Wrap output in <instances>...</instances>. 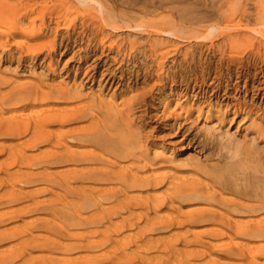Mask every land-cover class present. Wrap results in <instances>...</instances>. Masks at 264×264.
<instances>
[{
	"label": "rangeland",
	"instance_id": "1",
	"mask_svg": "<svg viewBox=\"0 0 264 264\" xmlns=\"http://www.w3.org/2000/svg\"><path fill=\"white\" fill-rule=\"evenodd\" d=\"M86 1H87V3H86ZM86 1L85 0H0V45H2V46H0V75L4 74L5 77H7L6 79H3V81H6V82H3V81H1V78H3V76L2 75H1L2 77L0 76V88L4 87L5 89H8V87L10 85L24 84V82L30 83V82H33L32 80L35 79V81L37 80L36 82H38V81L42 82L44 80L45 85L47 86V84H48L49 87L50 86L53 87V85L56 86V84H59L61 82L62 83V84L60 83L61 85H63V86L67 85L66 87H67L69 92H70L69 89L73 90L70 92L71 94H72V92H75V91H79L78 93H80L82 90V92L80 94H77V93H74V94H76L77 96L78 95L81 96V94H82L83 97H77V98L71 99V100L70 99H68V100L51 99L49 102L50 105H54V106H58V107L60 106L59 108H61L62 105L63 106L68 105L66 107H72V106L75 107L76 106L75 104H77V103H78L77 106L79 108L82 106V105H80V103H82V102H80L79 99L81 98V101H83L84 98H86L87 96L90 97V95H92L90 98L91 99L94 98L97 103L101 102L103 100L102 98L105 99L106 103L108 100L111 99L112 101L111 100L110 101H111L112 105H115V104L118 105L117 102H119L118 107H120V102H121L122 103L121 107H120L121 109L122 108L126 109V107L128 108V109H126V111L124 109L125 112L122 113V115L124 117H125V115L127 116V118L126 117L125 118L128 119L126 121L129 122L128 126H129V128H131L129 130V128L127 126V130L133 131L134 128H136L138 130V132L135 131L136 132L135 135L133 133L134 131L132 132V134H133L132 136H133V138H135L133 142H135V140L137 143H138V141H141V144L139 143L140 145L135 144V146L138 147V148L135 147V149H136L135 151L141 152V150L143 149V151L146 150L145 152H147V154H145V152L142 153L143 152L142 151L141 156H143L145 154L142 157V158H144V160H142V162L145 163V166L148 169L151 170V168H152V170H154L155 172H156V170H158L160 172V174H162L161 172H163V171L164 172L167 171L165 173V175L162 174V175H164L163 177H166V174L170 175L171 174L170 171L171 172L173 171L172 172L173 176L178 174V172H179V175H178L179 177H177V175H176V177L182 178V179H184V176L181 177L180 173H182L181 175H184L185 173L186 174L189 173V174L194 176V174H196V173L193 171H196L197 174L199 173L198 176L202 175V177L200 176L201 178H199L196 174L195 176L197 178H195V179H198V180L201 179V180H204V182L207 181L206 183L209 184V186H210L209 188L212 187L211 190L213 189L212 191H214V193H216L217 196L222 197V193L226 195V196L223 195V199H224L223 203H225V202L228 203L229 198L231 196L234 197L236 195V196H239L240 198H236V196H235L236 199H234V198L231 199L232 198L231 197L230 202L232 201V203H229V204L226 203L228 206L229 205L232 206L231 204H233V207H228L226 204L223 206V204L221 205V203L216 202L219 199L213 200L214 202L212 200H210V201H208L209 203L207 201L203 202V199L202 200L194 199L195 201L194 200H192V201L186 200L187 202L186 201L180 202L179 200H176V202H175L176 206L172 205L171 207H170V205L168 206L167 200H165V202L160 207L161 209L157 210L156 212L151 208L149 209V208L145 207L144 209L145 210L147 209V212H148V213H146L145 210L143 209L144 205L142 206V204H139L138 202H137L138 203L137 204L136 201L135 202L133 201L134 195L132 193L136 192L137 190L143 194L145 192L146 193L147 192L152 193L153 191H154L153 193H155V191L158 192V190H159V192L161 194L165 193L164 197H167L166 192L168 195V192H170L171 190L169 188H167L168 191L165 190L166 189L165 186L167 185L166 182H165L166 184L162 183V184H160V186L158 185V186L154 187L156 190L153 187H145V188L142 187V188L137 189V190L131 189L132 191L131 190L130 191L132 193L130 191H128V192H126V194L129 196V198L132 197L133 200L130 199V201H132L134 203L129 202V204L127 203L129 201L127 199H129V198L127 197L125 200L126 195H124L123 192H121V188H125V187H109V189H111V190L114 188V190L112 191V194L114 192V195H115V196H112V194L110 193V195L112 196V197H110L111 199L109 198L110 200L108 198H107L108 200H104L103 197L106 198L104 193L105 194H107V193H106V191L105 192L102 191V190H104L103 187H101L102 190H100V187H97V188L96 187H90L91 189L95 188L94 190H91L90 188L87 189V187H82V188L77 187L78 189L75 187H71L69 189V187H68L67 190L70 191L72 189V191L68 193L65 190V188H67V187L61 188L60 185L54 184V180H55V183H57L56 181L60 178V175H58V173L62 169H64V167H67L70 165L72 166L73 164L65 163V165H66L65 166L64 164H59V163L57 164L56 163L54 165H50L52 170L50 168L49 169L50 171L45 172L46 174L44 173L43 175H41L39 173V172H41L39 169H40V167H42L41 165H43V164L39 163L40 165L38 164V166L36 164L39 161V158L37 159L38 161H36L35 156L36 157L37 156L38 157L43 156V152L45 155L48 156L49 153L51 154V152H54V150H56L55 148H57L59 146L58 144L53 145V143L56 142L55 137L52 138V141H51L52 144H51V142L49 143L48 141H46V142L45 141L44 142L39 141V143H37L39 146L38 147L39 149L42 150L43 149L42 146L45 148L46 147L49 148L48 151L44 150L45 148L43 149V151H41V150L37 149V146H36L37 144H35V148H34L33 147L34 143L30 142L31 139L29 137L32 134H29L25 131H22V132L16 131L18 135H20L19 133H23L22 135L17 136L16 134H14L13 131H10V133H9V129L6 131L5 130L2 131L3 130L2 129V130H0V132H1L0 133V142L2 141V143H6L7 145H9V143L12 144V142H14L16 140H17L16 142H21L19 139L22 140V138L27 137L28 136L27 134H29V137L26 138L27 140H25V141L22 140L23 142H22L21 147L19 146L20 143H18V146H19V147L17 146L18 148L16 146H13V147H16L17 150H15V148L12 147V145H14V144H12V145L10 144V145H11V148H13L15 150V151L14 150L13 151L16 154L15 156H17V158L14 156L13 157L15 158L17 163L20 162V160H18V159L21 158V156L18 155L19 153H17V151L19 152L21 150V148H23L22 152L20 151V154L23 153L22 156L25 155L22 157V160L25 161L27 164L28 160H25V158H27V157L29 158L28 162H30V159H34L35 161L32 160V162H34L33 165H35V164L36 165L33 166L32 162L28 163V164H30L29 166H28V164L27 165H18L16 162H11L10 163L11 165H10L7 160H10L11 158L13 159V157H11V155H14L13 153L10 152V149H11L10 145H9V147L7 145H4V147H3L2 146L3 144L0 143V146H2V149H3V151L0 150V159H1V157H4L0 160V162L2 163V164L0 163L1 164L0 166L1 167L3 166L2 168H0V176H1L0 177V184H1L0 185V188H1L0 194L2 196H4V197L0 196V200H1L0 203L2 206L8 205L7 207H5V206L0 207L1 208L0 209V211H1L0 212V221L3 219L1 217L6 216V214H7V213H3L4 211H2V210H4V209H2V208H5V209L7 208V209H9V211H12L18 207L17 208V211H18L20 209L22 210L23 207L24 208L28 207L27 209H29L31 207V205L33 207L38 206L39 208L40 207L43 208V206L46 203L49 206V210L47 209L48 210L47 211L45 209V208H48V206L44 208L45 211H44V209H39V210H43V211H37L38 208L35 207L36 210H35V212H33L32 210H34L35 208L31 207L33 209L29 210L31 212L27 211L28 212V214H27V212L23 208V210L26 214H24L23 211H21V212L18 211L20 213V215L18 214L17 211H13L11 213L8 211L10 214L13 213L14 217L16 214V218H14L11 215L13 217V221H12L11 216H8V217L6 216L8 219H6L4 217V219H3L4 223H2L3 221L0 222L1 223L0 224V230L2 232L4 230L2 228L7 227V228H5L4 232L7 229L8 230H14V233L16 232L15 233L16 235L12 234L13 232L10 231V232H12L11 234L13 235L14 238L13 237L11 239L7 238L8 239L7 240V239H5L7 237L5 235H7L6 232L8 230L5 232L6 234L4 232L1 233V235H3V233H4L5 238H4V236L1 237V235H0V247H1L0 256L2 257V255H4L1 251L4 252L6 249L8 254L18 252V253H16V256L18 255V257L16 259L14 258L15 259L14 261L16 262V264H20L22 262H25L26 260H28V261L30 260L29 261L30 263H31V260L33 261L32 263L37 261L34 264H45V262H43L45 259H46L45 261L49 262L50 264L53 261H55L54 264H56V262H57V264H60V263L65 264L67 261H69V260H66L65 257L66 256L69 257L72 255H73L72 262H74V259H77V257H78V263L76 261V264H79V262L81 264V261L83 264H86L87 262H90V263L92 262L91 264H101V263L107 264L106 261H108V264H111L112 262H114L112 264H115L116 261H117L116 263L120 264L121 262L117 259L119 257L113 256L114 250H112V249L114 248V246H118L117 245L118 243H116V242H121L124 244V246L121 244L122 247H120V244H119V247H116L119 251L114 248L115 252H116L115 254L117 255V253H118L120 255V252H121L122 255H124L123 259L127 261L126 264H129V263L130 264H134V263L138 264L139 262H140L139 264H141V260H142V263L144 262L143 264H146L145 260L149 261L150 259L154 258V261H156L157 258H159L161 255H162L161 260L165 259L167 261V259L169 260V258L166 259V257H168L170 254L165 256L166 254H168V252L164 251L162 248H164V249L168 248L171 252L170 256L174 255V259L170 258L173 260L172 264H176V263L179 264L180 259H182L181 262H183V263L180 262V264H184L185 262H186L185 264H187L188 261H186V259L185 260H183V259L185 257H187V254L189 252H190L189 253L190 255L188 256V258L192 259V260H189V259H187V260L195 261V264H200L199 263L200 260H201V262H202V260L206 261V263H204V261H203L202 264H209L211 260L213 261V263H211V264H217V263L223 264V262L225 260H226L225 262L232 260V261H230V264L231 263L232 264L240 263L239 260H241L240 259L241 257H239V258L237 257V255H236L237 250L234 254V251H235L234 249H238L237 246L240 244V242L243 241V242H246L248 244L250 243V245H252V246H254L253 243L256 244V246H257V243H259L260 245L261 244L264 245V240H263L264 238H262L264 236L260 237L261 239L258 236L257 237L253 236V238L250 237L248 239V237H243V235L238 234L239 232L236 229L238 226L237 223H239V225H242L243 222H245V224L246 223L248 224L251 222L250 219H252V221L259 220L264 215V206H261L262 207L261 208L258 204V203H261L260 197L263 198V195H264L262 193V191H264V186H262L263 182H264V174H263L264 173V169H263L264 168V164H263L264 161L261 162V160H264V153H263L264 150H261V149H264V139H263L264 138L263 137L264 136V131H263L264 130V115H263L264 114V32H263V30H264V17L261 18V16H264V0H260L261 2L258 0H98V2L96 0H86ZM82 2L85 3V5H83ZM130 2H132L133 4ZM260 4L262 6H260ZM64 6H67V7H64ZM261 9H262V12L260 11ZM120 10L122 11V13H120L121 12ZM123 13L125 14V16L127 18L124 16L125 17V19H124ZM70 20H72V22H70ZM67 21L70 23H67ZM128 26H130V27H128ZM133 26H134V28H133ZM136 28H140V29H136ZM169 31L171 33H169ZM166 32L169 34H167ZM29 34L32 36H30ZM28 35L30 37H28ZM229 35H230L231 41L229 39ZM232 40L234 41V44H232L233 43ZM157 41L162 45H160L158 43H157L158 45H155ZM229 42H232V43H229ZM166 51L168 53H166ZM231 53L233 55H230ZM237 53L240 54L239 55L240 57L238 56ZM226 55H228L229 59H227L228 57ZM230 56H231V58H230ZM155 58H159L160 60L155 59ZM237 59H238V62H237ZM234 62H236V63H234ZM159 63H162V64L158 65ZM40 78H42V79H40ZM14 80H16V81H14ZM40 80H42V81H40ZM58 81H59V83H58ZM55 82H56V84H55ZM51 83H52V85H50ZM74 86H76V87H74ZM80 87H81V89H80ZM4 88H2V89H4ZM98 88H100L101 90H99ZM97 90H99V92ZM94 92H96V93H94ZM84 93L86 94V96L83 95ZM111 94L114 97H111ZM102 96H104V97H102ZM89 97H87V98H89ZM107 97H108V99H107ZM87 98L84 100L87 104L85 102H83L85 104L82 103L84 108H85V106H88V104L94 105L93 102H91V104L89 103L90 101H93V100L89 99V101H88ZM126 98L127 99L129 98L130 100L128 99V101L126 102V100H125ZM75 100H79V101L77 102ZM95 100H94V102H95ZM72 101H74V103ZM105 101L103 100V104ZM122 101H125L126 103H123ZM54 102H56V104ZM96 102H95V104H97ZM109 104H110V102H109ZM199 105L201 107H199ZM1 106H2V108H0V110L1 111L3 110V112H0V118H2V121L0 120V124H2L1 122H3V124L7 125L6 123H4L5 122L4 119L6 117L4 118L3 115L5 114V116H7L9 111L11 109L14 110V108L13 107L10 108L8 105H2V104H1ZM38 106L43 107V105L35 104L32 111H35L36 109H40ZM63 106H62V108H63ZM180 106H182V107H180ZM186 106H187V108H185ZM190 106H192V107H190ZM197 106H198V112L196 110ZM7 107H8V109L10 108V110H8ZM19 108L20 107H18L17 109H19ZM123 109H122V111H123ZM127 110L128 111L130 110L128 112L129 117L133 116V118L129 119L128 115L126 114ZM164 110H165V112H164ZM174 111H175V113H174ZM187 111H189L190 114L187 113ZM221 117H222V119H221ZM168 118H170V119H168ZM131 119H133L134 121H132ZM172 119H173V122H172ZM85 120H77V121H75V123L72 122L70 124H66L63 126H60V124H58V123H53V124L49 125L48 128H50V131L53 133L54 136H56L60 132H63L61 130H60V132H58L59 129L57 130V128H63L62 130H67L68 128L70 129V127H71V129L73 127H77V129H78V127L81 128V127L87 126L85 122H87L89 124V122L87 120L86 121ZM129 120H131L134 123L131 122L132 125H130ZM221 120H222V122H221ZM252 120H253L254 124L256 123V125H255L256 127L258 124L259 125L262 124V128L258 127L259 129H257L255 131L254 126H252L253 124H251V123H253ZM256 120L258 121V124H257ZM261 120H263V121H261ZM81 121H84V122L82 123ZM249 121H250V123H249ZM79 123L81 124L80 125L81 127L79 126ZM84 123H85V125H84ZM73 124H75V125H73ZM5 125H3V126H5ZM136 125L138 128L135 127ZM247 125L248 126L250 125L249 128ZM0 126L3 127L2 125H0ZM66 126H69V127H66ZM131 126L132 127L134 126V128H132ZM212 126H213V129L211 128ZM54 127H56V128H54ZM65 127L67 129H65ZM206 128L208 131L206 130ZM217 128H218V130H217ZM246 129L248 130V133H247ZM249 129H250V131H249ZM224 130H226V131H224ZM261 130L263 131L262 133H261ZM2 132L3 133L8 132L10 136L7 135V133H6L7 136H4V135H2ZM24 132L26 135H24ZM223 132H224V134H223ZM11 133L13 136H11ZM136 134H138V135L136 136ZM14 135L17 138L14 137ZM141 136H142V138H141ZM256 136H257V138H256ZM18 137H21V138H18ZM34 137L36 138L37 136H34ZM4 138H6V139H4ZM14 138H16V139H14ZM38 138H39V136L33 141H37ZM235 138H236V140H235ZM28 139H29V141H28ZM253 139H255V140H253ZM246 140H248V141H246ZM250 140H252L253 143H255V144L249 143V144H251L249 146V144L247 142H252ZM27 141L29 142V146L28 145L24 146L23 144H26ZM24 142H26V143H24ZM144 143L146 144L147 147L149 146V148H147ZM30 144H32L33 148L30 147ZM49 144L51 145V148H54V150L51 149L50 146H48ZM52 145L54 147H52ZM138 145L142 146V147L145 146L146 148L140 147L141 148V150H140ZM247 145H248V148L250 147L249 149L247 148ZM23 146L26 148H24ZM7 147H8V149L10 148L9 152H8V154L10 153L9 154L10 156L9 157L6 156V158H5V154L7 153V150H6ZM19 148H20V150H19ZM50 149L53 151H51ZM28 150H30V151H28ZM36 150H38V151H36ZM235 150L239 151V154L237 153L238 155L235 154L236 153ZM26 151H28L29 153H26ZM152 151H154V152H152ZM245 151H247V152H245ZM36 152H42V153H37L36 155H34ZM45 152H47V154ZM97 152H98V150H97ZM161 152H162V155H160ZM245 153H246V155H243ZM249 153L251 154V156ZM154 154H157V155L154 156ZM171 154L173 155L170 157L171 160L167 161V159L169 158V156ZM149 155H151V157H149ZM152 155L155 158H153ZM239 155L241 156V159L239 158ZM145 156L147 158H149V160L146 158L148 161L145 159ZM156 156H159V158L160 159L162 158V159L160 160V159L156 158ZM237 156L239 159H237ZM192 157L197 158L198 159L197 161L200 160L201 161L200 164H199V162L195 163V159H193ZM242 157H244L245 160ZM151 158H153V159L150 160ZM3 159H7L6 162H4L5 160H3ZM178 159L181 162L186 159V163L188 165H190L189 166L190 168L187 167L188 165L185 163V161L182 162V164L185 165V167L182 166L183 168H181L180 167L181 162L178 161ZM236 159H237V161L240 162V164H239V162H238V164L236 163L237 162ZM15 160H13V161H15ZM22 160L20 162L21 164H23ZM187 160H188V162H187ZM190 160L192 162H194L195 165L192 166L193 163H189V162H191ZM252 160H254L253 163L250 162ZM257 160H259L260 162H258ZM125 161H126V164H125ZM125 161L124 162L121 161V164H122L121 166L127 167L126 165H128L130 167L132 166L135 168L134 162H132V164L134 163V165L130 164L132 161L131 159H127ZM174 161H176V163ZM25 162H24V164H25ZM142 162H141V165L142 164L144 165V163H142ZM146 162H148L147 165H146ZM158 162H159V165H158ZM160 162L163 164H160ZM164 162H165V164H164ZM171 162H174V163H171ZM202 162H203V164H201ZM243 162L246 163L247 166L244 165V167H243V165H242V164H244ZM249 162L252 164H250ZM13 163H16V164H13ZM217 163H219V164H217ZM222 163H224L223 166H221ZM174 164H177V165L179 164V166L174 165ZM216 164H217V168H218V166L219 167L221 166L220 167L221 170H222V167L224 170H222V172H221V171H219L220 168H218V171H215ZM234 164L236 166H238L239 168H241L242 172H241V170L239 171L238 167L235 168L236 166ZM254 164L256 166L258 164H260V167H259V165L257 167L254 166L255 168H257L254 170H258L260 168L259 170L263 171V172L260 173V171L259 172L255 171L256 172L255 173L252 170L253 167H252V169L250 167ZM196 165L199 166V169L202 167L200 169V172L197 170L198 168L196 169L194 167ZM202 165H206V166L208 165V167H206V166L203 167ZM225 165H227V166H225ZM240 165H242L243 168ZM43 166H45V165H43ZM71 166H70V168H71ZM157 166L158 167L161 166V167L158 168ZM211 166H212V168L214 167L212 171L210 169ZM5 167H6V169L4 171ZM23 167H25V168H23ZM27 167H29V168H27ZM30 167L33 168V169H31L33 172H31L29 170ZM36 167H38V168H36ZM78 167H80V166H78ZM146 167H145V170L147 169ZM245 167H247V169ZM248 167H250L249 168L250 170L248 169ZM10 168L12 170H10ZM13 168H15V169H13ZM16 168L18 169L17 170L18 172L16 171ZM26 168L30 171L31 174H29L28 170H26V171L21 170V169L25 170ZM55 168H56V170H53ZM57 168L58 169L61 168V170H57ZM204 168H206L207 171ZM217 168H216V170H217ZM189 169H191L192 171ZM244 169L248 170V171H245ZM7 170L8 171L10 170L9 172H11V173L14 171L13 174H11V173L9 174L11 176V178H10V176L8 177L9 172ZM19 170H21V172ZM36 170H38V172H36ZM201 170H203V172L205 170L206 171L205 174L201 173L202 172ZM243 170L246 173H244ZM158 171L156 172L157 174H159ZM168 171H169V173H168ZM192 172H193V174H192ZM1 173H3V175H4V173L7 174V176H5V175L4 176L8 178V181L9 180L12 181V177L13 176L15 177V178L13 177V181H12V184H14L13 186H15L16 184L23 185V186H20L21 187L20 189H18L19 185L13 187L10 184V181L8 182L4 178V176H2ZM17 173L21 174V175H18L21 178L17 177ZM22 173L25 175H23ZM50 173H53V174H51L52 176L50 175ZM208 173H210V176ZM216 173H218L219 176H217L218 174H216ZM226 173H227V175H226ZM239 173H240V175H244L245 176L244 178H246V179L242 180ZM32 174H34L35 176H33ZM36 174H39V176ZM54 174L56 176H54ZM221 174H222V177H220ZM253 174L255 176H253ZM31 175L33 176V178ZM40 175H41L42 179L44 178V181L45 180H48V181L41 182L39 179H37V177H40ZM191 175H189V176L186 175L185 178L191 177ZM228 175L233 180L228 178V180H226V184H225V177L226 178L229 177ZM256 175L258 177H260V176H262V177H260L258 179V177ZM50 176H51V178L55 177L54 180H51ZM193 176H192V178H193ZM213 176H215L217 178L220 177V179L217 180L214 177L216 180L213 181V178H212ZM223 176H224V178H223ZM22 177H30V178H26V180L29 181L30 184L27 181H26L27 183L26 182L24 183V181H22V179L24 180V178H22ZM34 177H36V178H34ZM56 177H58V178L56 179ZM235 177H238L237 178L238 180L240 178L242 181L240 180L241 182L240 181L237 182L236 179H234ZM250 177H252L253 181ZM254 177H256V178L254 179ZM1 178H3V179H1ZM16 178H19L21 181H18V179H16ZM48 178L53 182H51ZM210 178H211V181L213 183H209ZM242 178H243V176H242ZM247 178L248 179L250 178L252 182L256 181L255 182L256 185H258V183L259 184L262 183V184H260L261 186L260 185L258 186L259 188L246 186L247 183H249V181H250V179H249V181H247V183L245 182L246 185H243V184H245L244 181H246ZM35 179H37L38 181H36ZM182 179H179V180H182ZM221 179L222 180L224 179V183L220 182V181H222ZM175 180H178V179L175 178ZM228 181L230 182V186L228 185L229 184ZM261 181H263V182H261ZM19 182H22V183H19ZM219 182L224 188L222 187V189H221V187H220L221 185H218ZM34 183H36V185ZM234 183L237 186H235ZM237 183H239V184H237ZM5 184H6V186L11 185L10 188L7 186L8 190L4 189V188H6ZM45 184H48V186H51V184H52V187H48ZM212 184H215V185H212ZM223 184H225V186ZM253 184L254 183H252V185ZM2 185H4V186L1 187ZM34 185H35V188H34ZM112 185H113V183H112ZM238 185H240V186L238 187ZM242 185L244 187H242ZM250 185H251V183H250ZM45 186H47V187H45ZM44 187L46 188V190ZM56 187H57V189H60V191L59 190L57 191V189H56V191H57L56 192L55 191ZM216 187H218V188L216 189ZM245 187H246V190L244 189ZM26 188L29 191H31L33 188H34V190L36 188H37V190L40 189L38 192L39 194H37V195L35 194L37 192V190L35 191V193H33L34 190H32L31 191L32 194H31L26 190ZM50 188H51V190H50ZM105 188H106L105 190H108V187H105ZM226 188H227V190L228 189L229 190L228 191L225 190ZM234 188H235V190H234ZM253 188H255V189H253ZM14 189H17V192ZM162 189H164L165 192H163L164 190H162ZM220 189L222 191L223 190L224 191L220 192ZM237 189L240 191H243L244 193L254 190V191H256L257 197L255 195L254 196L253 195L246 196V194L241 195V192L238 191L239 192L238 193ZM260 189H262V190H260ZM4 190H5V192H2ZM9 190H12V191L14 190V191L12 192ZM23 190L24 191L26 190L27 193L24 192ZM95 190H96L97 194H99V190L102 191L103 194H101V192H100V194L97 195ZM111 190H110V192H111ZM141 190L142 191L144 190V191L142 192ZM151 190H152V192H151ZM257 190H258V192L260 190V192L262 194L260 192L258 193ZM6 191L10 192V194ZM80 191L81 192L82 191H86V192L91 191L95 194L94 196H97V198H99V196H100L99 200H100V202L104 203L103 205H105V204L109 205V206H107V209H105V210L107 212L109 211V213L110 212L112 213L109 216V218H112V219L109 220L108 217L104 218V220L109 222L108 224L106 221L103 222L104 220L101 221L100 218L98 219L96 217H91V218H93V221L90 220L91 221L90 223L89 222L86 223L88 218H90V216H92L93 213L95 214V212L92 213V211H96L97 207H95L93 204L90 206V209L91 210L93 209L92 211L89 209V207H88V210H86L85 208L83 210V209H80L79 207H77V208H79L78 209L79 211L77 210L79 215H80V213L82 215L84 212H85L84 213L85 215L88 214L89 212L92 214V215L88 214L87 219L84 218L87 215L85 216L83 214L84 215V216L82 215L83 217L80 216V219L82 218L81 220L85 219L84 220L85 222L84 221L82 222L84 227L82 224H77V225L74 224V227H73V225L71 227L70 224H68V220H70V218H67V215L65 216V214L62 213L61 209L63 208V206H66V207L70 206L69 209H71V207L74 206V204H76V203L80 204V202H78V200L79 201L81 200V202H82V195L85 194V193H78ZM20 192L22 195H27V196L33 195L34 197L36 196V198H32V202H33L32 203L30 200L31 198H28V197H27L28 199L27 198L22 199L24 197L19 198L18 197L19 195H20V197L22 196L21 194H19ZM41 192L43 193V195ZM64 192L68 197L64 198V196H66V195H64ZM91 192H88L86 194L87 195L89 194L90 196H92L93 194L91 195ZM230 192L233 194H231ZM50 193L53 194L54 196L50 195ZM76 193H78V194H76ZM108 193H109V191H108ZM48 194L50 195L51 200H49V198L47 196ZM58 194L60 196H58ZM161 194H159V195H161ZM259 194H260V196H259ZM16 195H17L16 199H18V200L21 199V200L16 201L14 199L16 197ZM62 195H64V196H62ZM70 195H71V197H69ZM5 196H7V197L5 198ZM10 196L13 198H11ZM42 196H47L46 201L49 200L53 204L50 203L49 201L43 202V199L45 197L42 199ZM51 196H53V197L51 198ZM57 196L59 197V199L57 198ZM72 196H75L76 198L79 197V199L78 198L74 199V197H72ZM121 196L124 197L123 201L121 199L122 198ZM161 196L163 197V195H161ZM228 196H230V197H228ZM9 197H10V200L12 203L8 202ZM224 197L226 199H228V201L225 200ZM1 198H3V200L6 199V201H4V202H8L9 204L8 203L4 204L3 200ZM53 198H55V199H53ZM114 198H116V199H114ZM33 199H35V200H33ZM40 199L42 200L43 203L40 201ZM57 199H58V201H57ZM238 199H242L244 201H247L246 204H254L255 205V203L257 202L256 203L257 205H255V206H257V209L255 210V212L249 213V214L248 213L246 214V212H243V211L238 212V210H236L234 208V206L237 205L240 201ZM12 200H15V201H12ZM26 200H28L29 202ZM53 200H54V202H53ZM62 200H64V203L61 202ZM69 200H70V202L67 203V201H69ZM72 200H74V201H72ZM112 200L116 201V203L114 201V205H116V209L113 206ZM71 201H72V203H71ZM39 202H41L42 204ZM121 202H123V203L126 202V205H129L128 208H126V206H122V205H125V203L123 204ZM248 202H250V203H248ZM24 203H25V206H23ZM28 203L30 204V206H26V205H28ZM57 203L58 204L61 203L60 205L62 207L61 206L59 207ZM69 203H70V205L68 206L67 204H69ZM130 203L132 206L130 205ZM204 203H207L208 206H211V207L213 206L212 204L215 203L216 206L214 204V206H213L214 208L222 209V211L220 210L221 212L220 211L218 212L219 209L216 210L212 207L213 210L218 215V217H216V218H220L222 216L221 217L222 220H221V218L219 219L222 222L219 220H218V222H216L217 221L216 218L213 217L214 218V220H213V218L211 217L210 218L211 221H210V219L207 221H205V220L201 221V222L199 221L198 223L194 221L196 223L194 225V222L192 219L186 217L182 213H181L182 215L179 214L177 211V209L179 210V208H181L182 210L181 209L180 210L185 212L184 210L186 207H187L186 209L188 211V210H190V208H188V207L192 206L191 209H193L194 205H195V208H197L196 205H198V208L202 207V206L206 207L207 205ZM243 203H245V202H243ZM10 204H11V206H10ZM34 204H35V206H34ZM39 204H41V205H39ZM110 204H112L111 206H113L112 209H114V210L108 209L110 207ZM133 204H135V205L137 204L140 206H135ZM12 206L14 207V209L10 208ZM21 206H22V208H21ZM50 206H52V207L50 208ZM54 206H55V208H54ZM225 206H227L228 209ZM130 207H131V209H130ZM166 207L170 208V209L168 210ZM174 207L175 208L179 207V208L175 209ZM117 208H119L118 211H117ZM120 208L122 209V211ZM224 208L227 209V212H229V214H226L224 212V210H225ZM230 208L232 210L233 209L236 210L237 212L234 213V210L233 211L229 210ZM137 209H138V211H136ZM258 209L261 211H259ZM52 210L55 211L56 213L60 211V213H57L58 214L57 215V214L53 213ZM105 210L103 209L104 213L106 212ZM132 210L136 211V212L133 211L134 215L136 214L135 216H137L139 214L140 218L138 217L139 218L138 221L136 220L137 217L135 219H133L135 216H132L133 215ZM171 210H174L175 213H173V211L171 212ZM165 211L167 212V214L165 213ZM257 211H259L260 213ZM5 212H7V210H5ZM113 212H115V213H113ZM125 212L128 213V215L126 214L124 217L129 218V220L132 218L131 219L132 221L130 220L132 223H133V221H135V223L136 222L137 223H144L145 221H147V222L150 221L149 223L145 222V224H148L149 227H150L149 224H157V225L156 226L152 225L153 227L151 226L150 228H147L146 230H148V229L149 230L146 233L143 232L145 234L141 233L142 235L141 234L138 235L140 230H141L140 229L141 227H139V226H143V224L141 225V224H134L133 223V225H130L133 228L132 230H134L135 226L138 229V231H135L136 229L134 230L138 234H135V232L133 233L134 235H138V237H136L132 234L133 231L130 230L131 227L130 226H129L130 228L128 227V225L130 224L129 220L122 218L123 215L125 214ZM168 212L170 214H168ZM176 212H177V214H179V217H180V215L185 217L186 220L183 218L185 220V221L183 220L184 221L183 223L181 222L182 220H180L181 223L179 222V224H175V223H177L175 220L179 221L177 218L178 216H177ZM21 213H23V214H21ZM41 213H44L46 216L44 214L42 215ZM156 213L157 214L160 213L159 218H163L165 214L170 215V216H172L174 214L177 217L174 215L173 216L176 217L177 219L172 216V219H173V221H172V220H170L171 219L170 216L165 215L166 218L165 217L163 218L165 220L163 222L166 223V220H167V222H169L168 223L169 226L166 227L167 224H165L166 228L164 229V231L166 229L167 230L164 232L162 229L164 224L161 223L163 225L159 226L160 223H159L158 215L156 217H154L156 215ZM163 213H165V214H163ZM230 213L232 215H230ZM36 214H38V215H36ZM52 214H54V215H52ZM96 214L99 215V212L96 211ZM114 214H116V216ZM220 214H222V215H220ZM33 215L34 216H41L40 217L41 219H38L39 217H36V218L34 217L33 220L31 221V217ZM48 215H50L51 217L55 216V219H57L59 222L57 220H52V218H50V216L48 218ZM60 215L65 216V217L61 216V217H63V220L61 219ZM105 215H106V213H105ZM120 215H122L120 222L123 223V225L119 224L120 222L117 223V221L114 220L115 217L120 218ZM145 215H147V216L150 215L154 218L149 216L148 218H150V219L152 218V220H150V219L147 220V218H146L147 216H145ZM161 215H163V217ZM236 215H238V216H236ZM19 216H21V217H19ZM128 216H130V217H128ZM9 217H11V220H9ZM46 217L49 219L50 224L53 221V224H55V225H53V224L50 225L48 222V219ZM57 217H60V219H58ZM98 217H100V216H98ZM144 217L146 218V220H142ZM237 217L239 218V221L235 220V219H238ZM27 218L30 219V222H29V220H25ZM45 218L47 219L46 223H45V221H46ZM119 218L116 220L119 221ZM180 218H182V217H180ZM43 219H45V220L43 221ZM53 219H54V217H53ZM64 219L66 220V222ZM94 219H98L95 221L96 223L98 221L103 223V224L99 223L100 226L98 223L96 224L97 226H99L101 228H102V226H104L103 231L104 230L106 231L107 228L105 226L108 227L111 223L110 221H112V224L114 223L113 226H115V225L117 226L118 224L121 225V227L118 225V228H117V229L120 228L119 232H117V230H114L115 232L114 231L112 232L113 229H116V227L112 228L113 227L112 224H111L112 227L111 226L108 227L107 230H111L108 232L109 233L112 232L110 234L113 235L114 239L111 237L112 235L111 236L108 235L109 233H107L106 236H109L110 237L109 239H111V240H109L106 236H104L105 238H107L106 240H105V238L104 239L101 237L99 238L98 235L100 234V236H102L103 231L101 232L100 231L101 229L99 227H96ZM154 219H156L155 222L157 221V223L152 222ZM223 219H225L226 222L223 221ZM16 220H18V221H16ZM24 220H25V222H24ZM60 220L62 221V223L65 222L64 226L65 227L67 226V228L70 231H72L74 229V231L77 232V231H79V228H80L81 230L79 231V233H82L81 231H83V233H84V234L82 233L80 235H83V236L88 235V234L89 235L86 237H83V236H79V233H78L77 235H75V237H72L74 235H72V236L68 235V233L64 229L62 230L63 231L62 234L60 232V235H58L59 232H56L57 231L56 228L58 227L57 222L59 223L58 225H60ZM122 220L125 223L122 222ZM190 220H192L193 223H191ZM160 221H161V219H160ZM186 221H187V223H186ZM14 222H17V223H14ZM128 222H129V224H128ZM206 222H208V223H206ZM219 222H221L222 224ZM224 222H225V224L223 225ZM12 223L16 224V225L18 224V227H19V225H21L20 226L21 228L20 227L18 228L16 225H14L15 227L10 229L13 226V225L11 226ZM38 223H39V225H38ZM91 223H94V224H91ZM188 223H191V225L193 224L194 226H191V225L189 226ZM226 223L228 225H226ZM40 224L42 226H43V224L44 225L46 224V225H45V227L43 226V229H42V228H39ZM183 224H184V226L186 225V227H184ZM1 225H3L4 227H1ZM34 225L35 226L37 225L36 227H38V228L35 229ZM49 225H50L51 230L50 229L47 230V228H49ZM29 226L34 227V229L33 228L31 229V227H29ZM90 226L93 228H90ZM123 226L124 227L126 226L128 228L125 227V229H123L122 228ZM202 226L203 227L205 226V228H202ZM206 226H208V227L211 226L210 227L211 229L207 228ZM212 226L213 227L215 226L216 228L214 229V228H212ZM217 226H218V229H217ZM25 227L28 230L29 229H31V230L28 231L25 229ZM54 227H55V230L53 229ZM144 227L146 228V226H144ZM144 227H143V229H145ZM182 227L183 228L188 227V230H189V228H192V230L191 229L189 230L190 233H187V234L183 233V234H186L184 237L182 235V231L184 230V229H182ZM221 227H224L226 229V232L224 231L225 229L221 228ZM234 227H235V229H234ZM238 227H240V226H238ZM70 228H73V229H70ZM75 228H77V229H75ZM83 228H85V229H83ZM158 228H159V230H158ZM177 228L182 229V231L177 230ZM195 228H197V229H195ZM201 228H202V230L200 231V234L197 233V235H194L195 232L197 230H200ZM206 228L209 230H212V231L208 230V232L211 233L214 230L215 232H213V233L216 234V232H217V234H220L222 236H217V234H216V236H217L216 237L212 233L211 235L215 236V237H212L211 235L209 236L210 233H208V232L206 233L207 234L206 235L205 234V232L207 231ZM220 228H221V230H223V229L224 230L221 231ZM22 229H24V231ZM91 229H94L92 231L95 233L89 231ZM98 229H100V230H98ZM127 229H129V230H127ZM17 230H19L21 233H22V231L23 232L26 231L27 233H29V235L26 232L21 234ZM39 230H42L41 233H38V232H40ZM154 230H156L158 232H156ZM176 230L179 231V233ZM45 231H47L46 235L44 233ZM85 231H88V232H85ZM98 231H99V234L97 233ZM187 231L184 230L183 232H187ZM203 231H204V233H203ZM10 232H9V235H10ZM33 232H35V233L37 232L40 236L38 234L32 235ZM54 232H56L57 234H55ZM90 232L93 234H90ZM155 232L158 233L159 239L161 241H164V243L163 242L161 243V241L159 239H157L158 240V242H157L155 239L153 240V238H151L154 242L157 243V245H156V243L152 244V246H153L152 247L150 245L152 242L150 243L148 241H151L149 236L150 237H156L157 236V234ZM168 232H170L169 234L174 232L171 234V236L170 235L169 236H170V238L172 237L171 239H173L172 235L174 234L176 236V240L179 238V240H177V242H176L174 240L175 239V236H174L173 240H174L176 246L179 245L181 247H177V248L174 247L175 244L173 243V240L169 241L170 238L168 240V237H169L167 234ZM227 232H228V234H232V236L227 235ZM235 232H237V233H235ZM19 233H20V235H19ZM63 233H65V234H63ZM116 233H119L118 234L119 236L120 235L124 236V234H127L128 236L125 235L124 238L128 237V239H130V237H131L130 235L132 234L134 236L133 238H135V239L139 238V240H137V241L140 243H138L135 239L132 240V238H131V242L128 239H126L128 242L127 241L123 242V240H125L124 238L123 239L121 238L122 241L120 240V237H123V236H120V237L118 236V238H119L118 239L116 236L117 235ZM149 233H151V234H149ZM160 233L163 236L160 235ZM26 234H27V237L28 236L29 237H28V239L27 238L24 239V241H26V240L31 241V239L33 237H36V240L39 243V245L38 246L36 245L38 243H35V239L34 240L32 239V241L34 242V243L32 242L33 244H31L30 241H26L25 243L33 245L32 246V248H33V247H35V245H36V247H40V243L42 242L43 245L41 244V247H40L41 249L36 248V247H35V249L34 248L32 249V248H30L31 245L26 246V244H25L26 247H24V245H23L24 248H20V247H22L20 244H24V243H19V245H20V247H19L17 242L19 239L22 240L21 237H23V238L26 237V236H24ZM42 234H44L45 236H43ZM95 234H96V236H95ZM146 234H148V235H146ZM165 234L167 235V238H166ZM176 234H178L179 237ZM189 234L191 236H193V240H194V236H196L198 239L195 237V240L199 241V242L198 243L196 241H194V243H193V241L191 242L190 240H192V239L190 238L191 236L189 237ZM198 234H199V236H198ZM30 235L32 237H30ZM62 235H63V237H62ZM144 235L146 237H144ZM180 235L183 237H181ZM200 235H202L203 238L204 237L205 238L204 239L201 238ZM52 236L53 237L57 236L58 238L59 237L62 238L60 240H63V242L58 239L59 241H56L54 243H50L51 240L55 241V238L57 239V237H55L53 239ZM93 236L99 238V240L97 239V242H96V238ZM141 236H143L144 239L146 238L145 240H147L148 238L149 239L146 242L143 240L141 241V239H140V238H142ZM227 236H228V238L232 237L233 241L231 240V238H230L231 241L228 240ZM17 237H19V239ZM37 237H39V238L37 239ZM41 237H42V239H45V238L46 239L48 238V239L43 242ZM91 237H92V239H91ZM220 237H222V238L225 237L227 239V241H225L226 239L223 238L224 243H223V241L220 242V240H222V238H220ZM49 238H52V239H49ZM79 238H80V241H79ZM164 238H166L168 241H166V239H164ZM189 238H190V240H189ZM209 238H211L212 241H214V242L210 241ZM240 238H243V239H240ZM83 239H85V240H83ZM88 239H91V240H88ZM246 239H248V240H246ZM15 240H17V242ZM21 240H19V242H21ZM68 240H70L71 243ZM94 240L96 242V245L98 244L99 246H95V244L93 243ZM201 240L203 241L204 245H203V243L202 244L200 243ZM215 240H217L218 243H220V244L217 245L218 243L216 244L217 241H215ZM237 240L240 242L238 243ZM14 241L17 244V247L15 249L18 248L20 250V252L17 250L13 251L15 249L11 248V246H10L11 244L13 245V247L16 246V244H15V246L13 244ZM24 241L22 240V242H24ZM48 241L51 245L45 244V243H48ZM99 241H102L103 243L101 242L102 243L101 244ZM104 241H107V242L105 243ZM112 241L116 244L113 245V248L108 249V248L112 247L111 243L114 244ZM134 241H136L138 244H134L133 243ZM228 241L231 242L232 245H228L229 244V243H227ZM76 242H78V243L80 242V244H82V246H83V249H80V248H82V247L79 248V246H81V245L76 243ZM87 242L93 243V248L90 245H88L92 249L89 248L88 246H85L88 244ZM126 242H127V244L129 243V245L125 244ZM167 242H170V243H167ZM185 242L186 243L188 242V244H186ZM205 242L207 243L206 246H205ZM225 242L227 243L226 247L231 246L230 249L228 248L229 251L227 250V248H225V245H224V244H226ZM234 242L238 243V245L235 244ZM261 242H263V243H261ZM92 243H91V245H92ZM147 243H150V244H147ZM171 243L173 244V246H171L172 249H170L169 247H166V246H169ZM52 244H55L57 249L56 248L53 249L55 246H53ZM58 244L60 246L64 245L63 248L62 247L59 248V246H57ZM83 244H85V245H83ZM100 244H101V246H100ZM142 244H144L143 246L146 249V251L143 249V247L141 249ZM183 244H185V245L182 246ZM44 245L46 247H48L47 248L48 250L45 248ZM65 245H66V247H65ZM131 245H132V247H131ZM134 245H136V249L138 248V250L135 249L136 252L133 250L135 247ZM146 245L150 246V248H149L150 250H148V247H145ZM160 245L162 246L161 249L158 248ZM187 245H189V248L191 249V251L188 249ZM194 245H195V247H197V245H198L197 248H199L200 245H201L200 247H202V246L203 247L201 249L196 248L198 250L197 251L196 249H194ZM43 246H44V248H42ZM127 246H129V247H127ZM210 246H212V247H210ZM213 246H215V247H213ZM2 247H3V249H2ZM8 247L10 248V250L12 249V251H10V253H9ZM49 247H52L53 251L50 252L49 250H51V249ZM139 247H140L141 252H139ZM155 247H157L158 249L157 248L155 249ZM173 247L176 249H178V248H180V249L176 250ZM183 247H185L186 251L188 250L187 251L188 253L187 252L185 253L186 255L183 254L185 251ZM186 247H187V249H186ZM204 247H206V249H208L210 251L207 252L208 250L206 251V249H204ZM216 247H219V249ZM223 247L226 249V251L228 253L226 251L225 252L221 251V249H223ZM67 248H69V250H72V251L76 248V250H74L72 252V251H68ZM85 248H87V249H85ZM96 248H98L99 250H97ZM101 248H103V249H101ZM120 248L121 249L123 248V250L125 252H126V249L128 248V251L126 254L129 253V249L133 248L132 253L134 254V252H135V254H134L135 256L133 255L134 259L131 256V254H132L131 251L128 254L130 256L126 255V257L127 256L132 257L133 261L134 260L135 261L133 262L131 258L129 260L128 257L125 259V252H123ZM151 248H152V250H151ZM214 248L216 250H213ZM28 249H29V251H28ZM60 249H61V252L59 251ZM64 249H66L67 252ZM105 249H107L108 252ZM33 250L35 253L38 252V253L42 254V256H45L44 257L45 259L41 258L40 257L41 255L38 253H37V255H39V256H37L33 252ZM39 250H42V251H39ZM43 250L44 251L46 250V251L44 252ZM79 250H81V251L79 252ZM101 250H103V251H101ZM155 250L160 251L161 253L160 252L158 253ZM23 251L28 256L26 254L24 255ZM98 251H99V254L101 253L100 254L101 256L103 255L102 253H104V255L101 259L98 257V256H100V255H98ZM104 251H106V252H104ZM110 251H113V253H111ZM154 251L157 254H155ZM162 251H164V252L162 253ZM173 251L177 252L176 255L175 254L172 255V253H174ZM180 251H182L183 253L181 254ZM194 251H195L196 255H197V253H199V255H198L199 257H196V255L194 254ZM27 252H30V253H27ZM52 252L54 254H56L57 255L56 257H59L60 260L59 259H55V260L53 259L52 262L50 260H48L49 259L48 257H50L51 254H53ZM57 252L60 254H58ZM137 252H139L140 255H137L136 254ZM150 252L154 253V254H151ZM191 252L195 256H193V255L191 256V254H192ZM214 252H216V253H214ZM7 253H5V254H7ZM19 253L22 255L20 256ZM80 253L82 254V256L85 254V256H89L91 258L88 257L87 258L88 260L84 259L85 261L87 260V262H84V260H83L84 256H83V258H81L79 261V255H81ZM95 253L98 255L97 257L94 256V255H96ZM142 253H143V255H145L144 253H146V255L148 253V256L145 255L146 257H144L142 255L145 260H143V258L140 257ZM203 253H204V255H202ZM75 254L78 256H76ZM200 254L202 255V257H200L201 256ZM217 254H219V255H217ZM31 255L33 258L38 257V259H40V260L38 261L37 258H34V260L30 259ZM183 255H185V256H183ZM215 255H216V259L214 258ZM256 255H257L259 261L261 262L262 256L259 255L258 253ZM23 256H25V257L23 258ZM54 256H52V257L55 258ZM136 256H137V258H135ZM181 256L184 258H181ZM108 257H111L113 260L110 261V258L108 259ZM138 257H140V259H138ZM175 257L177 259H175ZM192 257H194V258H192ZM227 257H229V258H227ZM19 258L23 259V260H20ZM92 258L95 261H92V260L90 261V259H92ZM97 258L99 260H96ZM148 258H149V260H148ZM207 258H212V259H209V261H208ZM218 258L222 259L220 261L221 263H219L220 259H218ZM4 259H6V258L4 257ZM4 259H2V260H4ZM18 259L20 260V262H18L19 261ZM123 259L121 258L122 263L125 264ZM159 259L156 262H159ZM12 260H13V258H12ZM56 260H58V261H56ZM103 260H104V262H103ZM114 260H116V261H114ZM163 260H162V262H163ZM174 260L176 261V263L174 262ZM215 260H216V262H214ZM242 260H244L243 263H245L246 261L248 263V259L243 258ZM262 260H264V257ZM14 261H11V263L10 262L8 263V259H6V261H1V262L3 264H13V263L15 264ZM40 261L42 263H40ZM70 261H71V259H70ZM70 261L67 262L66 264H68V263L72 264V262H70ZM96 261H98V262H96ZM109 261H110V263H109ZM130 261H132V263ZM233 261H238V263L237 262L233 263ZM151 262H153V260H150L147 264H149V263L151 264ZM162 262L161 261H160V263L153 262L152 264H164V263H166V262H164V263H162ZM171 262L172 261L169 260L168 264H170ZM27 263L25 262V264H27ZM30 263H28V264H30ZM87 264H89V263H87ZM189 264H190V262H189ZM192 264H194V262ZM248 264H250V263H248ZM262 264H264L263 261H262Z\"/></svg>",
	"mask_w": 264,
	"mask_h": 264
},
{
	"label": "bare ground",
	"instance_id": "2",
	"mask_svg": "<svg viewBox=\"0 0 264 264\" xmlns=\"http://www.w3.org/2000/svg\"><path fill=\"white\" fill-rule=\"evenodd\" d=\"M86 1V0H85ZM97 2H98V0H96ZM258 1H260V0H258ZM125 2V1H124ZM261 2V1H260ZM83 3V2H82ZM86 3H87V1H86ZM130 3H132V2H130ZM133 4V3H132ZM83 5H85V3H83ZM260 6H262L261 4H260ZM64 7H67V6H64ZM262 8V7H261ZM121 11V10H120ZM261 12H262V9L260 10ZM119 12V11H118ZM126 12V11H125ZM120 13H122V11L120 12ZM153 13V12H152ZM129 14V13H128ZM122 15V14H121ZM120 15V16H121ZM125 16V14L123 13V17ZM133 16V15H132ZM122 17V16H121ZM126 17V16H125ZM125 17H124V19H125ZM262 17H264V16H261V18ZM127 18V17H126ZM130 19V18H129ZM128 19V20H129ZM21 20V19H20ZM104 20V19H103ZM69 21V20H68ZM67 21V23H70V22H72V20H70V22H68ZM104 22V21H103ZM137 22V21H136ZM141 23V22H140ZM103 24V23H102ZM136 25V24H135ZM57 27V26H56ZM128 27H130V26H128ZM132 27V26H131ZM64 28V27H63ZM125 28V27H124ZM133 28H134V26H133ZM132 28V29H133ZM230 28V27H229ZM240 28V27H239ZM70 29V28H69ZM115 29V28H114ZM130 29V28H129ZM136 29H140V28H136ZM49 30V29H48ZM113 30V29H112ZM134 30V29H133ZM262 32V31H261ZM263 32H264V30H263ZM167 33V32H166ZM169 33H171L170 31H169ZM169 33H167V34H169ZM30 35V34H29ZM28 35V37H30V36H32V35H30L29 36ZM241 35V34H240ZM211 36V35H210ZM229 39H230V35H229ZM211 41V40H210ZM230 41H231V39H230ZM233 42V43H232ZM232 42H229V43H232V44H234V41L232 40ZM160 44L158 41L156 42V44L155 45H158V44ZM213 43V42H212ZM152 45V44H151ZM160 45H162V44H160ZM0 46H2V45H0ZM4 46V45H3ZM119 49V48H118ZM32 50V49H31ZM111 51V50H110ZM166 53H168L167 51H166ZM236 53V52H235ZM238 54V53H237ZM202 55V54H201ZM230 55H233L232 53L230 54ZM236 55V54H235ZM240 54H238V56H239ZM227 57H228V55H226ZM158 57V56H157ZM237 57V56H236ZM235 57V58H236ZM240 57V56H239ZM262 57V56H261ZM230 58H231V56H230ZM234 58V57H233ZM232 58V59H233ZM155 59H159V58H155ZM227 59H229V57L227 58ZM160 60V59H159ZM231 60V59H230ZM240 60V59H239ZM156 61V60H155ZM229 61V60H228ZM237 62H238V59H237ZM157 63V62H156ZM234 63H236V62H234ZM162 63H159L158 65H161ZM17 65V64H16ZM2 75V74H1ZM0 75V76H1ZM11 75V74H10ZM3 76V78H1V81H3V79H6L7 77H5V75L3 74L2 75ZM1 76V77H2ZM14 76V75H13ZM12 76V77H13ZM11 78V77H10ZM14 79V78H13ZM40 79H42V78H40ZM26 80V79H25ZM24 80V81H25ZM10 81V80H9ZM14 81H16V80H14ZM20 81V80H19ZM33 82H30V83H26V82H24V84H19V85H8L9 87H8V89H5L4 87H2V88H4V89H2V88H0V103L2 104V105H8L10 108H14V110H10V108L8 109V107H7V109L8 110H10L9 111V113H8V115L7 116H5V114L3 115L4 116V120H5V122L4 123H6L7 125H5V124H3V122H1L2 124H0V125H5V126H3V127H1L0 126V130H2V131H6V130H8L9 129V133H10V131H13L14 132V134H16L17 136H20V135H22L23 133H19L20 135H18L17 134V132L16 131H20V132H22V131H25V132H27V133H29V134H32V135H30V137H29V134H27L28 136L27 137H29L30 139H31V141L30 142H33L34 144V148H35V144H37V143H39V141H48L49 143L52 141V138L53 137H55V140H56V142L55 143H53V145H55V144H58L59 146L57 147V148H55L56 150H54V148H51V145L49 144L48 146H50V148L51 149H53L54 150V152H51V154L49 153V155L47 156V155H45L44 154V152H43V156H40V157H36L35 156V158H36V161H38L37 159L39 158V161L36 163L37 164V166H38V164L40 163V164H43V165H45V166H43V165H41L42 167H40V171L41 172H39L41 175H43L45 172H48V171H50L49 169L51 168V166L50 165H54V164H64L65 165V163H71V164H73L72 166H71V168H70V166H67V167H64V169H62L61 170V168L60 169H58L57 168V170H61L59 173H58V175H60V178L56 181L57 183H55V180H54V178H51V174H53V173H50V179L51 180H54V184H58V185H60L61 186V188H65V187H67V188H65V190H66V192H71L72 191V189L69 191V190H67L68 189V187H69V189L71 188V187H75V188H77V187H80V188H82V187H87V189L88 188H90V187H100V190H102L101 189V187H103L104 188V190H102V191H106V193L107 194H105L104 193V195L106 196V198L105 197H103L104 198V200H108L110 197H112V196H115L114 195V192H113V194H112V191L114 190V188L111 190V189H109V187H125V188H121V192H123V194L124 195H126V197H125V200H126V198L128 197L129 198V196L126 194V192H128V191H130L131 189H135V190H137V189H140V188H142V187H156V186H160V184H162V183H167V185L165 186V190L166 191H168L167 190V188H169L170 190V192H168V195H167V192H166V196L167 197H164L165 195V193L163 194H161L160 192H159V190H158V192L157 191H155V193H153L152 192V190H151V192L153 193H150V192H145L144 194L143 193H141L140 191H136V192H134V193H132L131 191V193L134 195L133 196V198H134V200L132 199V197L131 198H129V199H127V200H129L127 203L129 204V202H132V201H130V199H132L134 202L136 201V203L138 202L139 204H142V206L144 205V207H143V209L146 207V208H151V209H153L155 212L157 211V210H159V209H161L160 207H161V205L165 202V200H167V204H168V206L170 205V207L173 205H175L176 206V204H175V202H176V200H179L180 202H183V201H186V200H188V201H192V200H194V199H200V200H202L203 199V202L205 201H210V200H218V201H216V202H218V203H221V205L223 204V206L227 203V202H225V203H223L224 202V199H223V195L224 196H226L225 194H223L222 193V197L221 196H217L216 195V193H214V191H212L211 190V188H209L210 186H209V184L208 183H206L207 181H205L204 182V180H201V179H195V178H197L195 175L197 174V172L196 171H193V172H195L196 174H194V176L193 175H191V174H189L188 172V174H186V175H191V177H188V178H185V174L184 175H181L182 173H180V176L182 177V176H184V179H182V178H177V177H179L178 175H179V172H178V174H176L177 175V177H176V175H174L173 176V171L171 172L170 171V173L172 174H166V177H163L164 175H165V173L167 172H164L163 170V172H161L162 174H164V175H162V174H160V172L158 171V170H156V172L158 171V173L159 174H157L154 170H152V168H151V170L150 169H148L146 166H145V163L144 162H142V160H144V158H142L145 154H147V152H145L146 150H144L143 151V149L141 150V148L140 147H142V146H139L140 144H141V141H138V143L136 142V140H135V142H133L134 141V139L135 138H133V134H132V132L134 133V135H135V131H137L138 132V130L136 129V128H134V126L132 127V128H134L133 129V131H128L127 130V126H128V121H126V120H128V119H126L127 118V116L125 115V117L122 115V113L123 112H125L126 111V109H128L127 107H126V109H125V111H124V109H123V111H122V109L120 108L121 107V102H120V107H118V105H119V102H117L118 103V105H112V103H111V101L110 100H108L109 102H110V104H109V102L107 101V103H106V101H105V99L104 98H102L105 102H104V104H103V100L101 101V102H96V100L93 98V99H91L90 97L92 96V95H90V97L89 96H87V97H89V98H87V100L89 101V99H91V100H93V101H90L89 103L91 104V102H93L94 103V105H89L88 104V106H85V108H84V106H83V104H85L86 102L84 101L86 98H84V100L83 101H81V98L79 99L80 100V102H85V103H80V105H82L81 107H79L78 108V106H77V104H75L76 106L75 107H66V106H68V105H62L63 106V108H62V106H61V108H59L58 106H54V105H50V100L51 99H57V100H68V99H75V98H77V97H83L82 96V94H81V96H77L76 94H74V93H77V94H80L81 92H82V90H81V92L80 93H78L79 91H75V92H72V94L70 93L71 91H73L72 89H69L70 90V92L68 91V89H67V85L66 86H63V85H61L60 83H59V81H58V83L59 84H56V82H55V84H56V86L55 85H53V87H49L48 86V84H47V86L45 85V82H44V80L42 81V80H40V81H42V82H36L35 81V79L34 80H32ZM35 81V82H34ZM3 82H6V81H3ZM8 82V81H7ZM11 83V82H10ZM48 83V82H47ZM53 83V82H52ZM52 83L50 84V85H52ZM115 83V82H114ZM8 84V83H7ZM17 84V83H16ZM76 84V83H75ZM80 84V83H79ZM4 85V84H3ZM78 85V84H77ZM81 86V85H80ZM74 87H76V86H74ZM83 87V86H82ZM75 89V88H74ZM77 89V88H76ZM80 89H81V87H80ZM99 90H101L100 88H98ZM93 90V89H92ZM91 90V91H92ZM99 90H97L98 92H99ZM90 91V92H91ZM68 92V93H67ZM85 92V91H84ZM70 93V94H69ZM94 93H96V92H94ZM102 93V92H101ZM100 94V93H99ZM105 94V93H104ZM84 96H86V94L84 93L83 94ZM98 96V95H97ZM263 96V95H262ZM99 97V96H98ZM102 97H104V96H102ZM111 97H114V96H112V94H111ZM100 98V97H99ZM106 98V97H105ZM110 98V97H109ZM83 99V98H82ZM107 99H108V97H107ZM124 99V98H123ZM129 99V98H128ZM128 99L126 98L125 100H126V102L128 101ZM79 100H75V101H79ZM94 100H95V102L97 103V104H95V102H94ZM115 100V99H114ZM118 100V99H117ZM130 100V99H129ZM133 100V99H132ZM168 100V99H167ZM53 102V101H52ZM57 102V101H56ZM56 102H54L55 104H56ZM73 103H74V101H72ZM71 102V103H72ZM114 102V101H113ZM123 103H126L125 101H122ZM61 103V102H60ZM64 103V102H63ZM67 103V102H66ZM1 104H0V108H2V106H1ZM35 104H40V105H43V107L41 106H38L40 109H36L35 111H32V109L34 108V106H35ZM87 104V103H86ZM165 104V103H164ZM71 105V104H70ZM79 105V106H80ZM124 105V104H123ZM179 105V104H178ZM183 105V104H182ZM20 107L19 109H17L18 107ZM129 106V105H128ZM188 106V105H187ZM187 106L185 107V108H187ZM77 107V108H76ZM166 107V106H165ZM180 107H182V106H180ZM189 107V106H188ZM190 107H192V106H190ZM199 107H201L200 105H199ZM37 108V107H36ZM168 108V107H167ZM171 108V107H170ZM184 108V107H183ZM184 108V109H185ZM205 108V107H204ZM203 108V109H204ZM31 109V110H30ZM193 109V108H192ZM166 110V109H165ZM165 110H164V112H165ZM169 110V109H168ZM167 110V111H168ZM196 110H197V112H198V106H197V108H196ZM130 111V110H129ZM128 110H127V112H126V114L128 115V117H129V114H128V112H129ZM132 111V110H131ZM184 111V110H183ZM191 111V110H190ZM0 112H3V110L1 111L0 110ZM177 112V111H176ZM185 112V111H184ZM131 113V112H130ZM174 113H175V111H174ZM187 113H189V111H187ZM167 114V113H166ZM177 114V113H176ZM175 114V115H176ZM179 114V113H178ZM181 114V113H180ZM190 114V113H189ZM2 115V114H1ZM132 115V114H131ZM264 115V114H263ZM177 116V115H176ZM188 116V115H187ZM190 116V115H189ZM222 116V115H221ZM179 117V116H178ZM220 117V116H219ZM260 117V116H259ZM130 118H133V116L132 117H129V119ZM261 118V117H260ZM87 120L88 122H89V124L87 123V122H85L86 123V125L87 126H84V127H81L80 125V123H79V126L81 127V128H79L78 127V129H77V127H73L72 129H71V127H70V129L68 130L66 127H69V126H66L65 127V129H67V130H62L63 128H57V130L59 129V131L58 132H60V130L61 131H63V132H60L58 135H56V136H54L53 135V133L50 131V128H48L49 127V125H51V124H53V123H58V124H60V126H63V125H66V124H70V123H72V122H74L75 123V121H77V120ZM168 119H170V118H168ZM175 119V118H174ZM220 119V118H219ZM221 119H222V117H221ZM252 119V118H251ZM0 120L2 121V118H0ZM85 120V121H86ZM132 121H134L133 119H131ZM131 120H129L130 121V125H132V123H134V122H132ZM224 120V119H223ZM249 120V119H248ZM257 121V120H256ZM261 121H263V120H261ZM79 122V121H78ZM82 123L84 122V121H81ZM132 122V123H131ZM172 122H173V119H172ZM221 122H222V120H221ZM220 122V123H221ZM252 122H253V120H252ZM85 123H84V125H85ZM249 123H250V121H249ZM136 124V123H135ZM168 124V123H167ZM212 124V123H211ZM216 124V123H215ZM251 124H253L252 126H254V128H255V131L257 130V129H259L260 127L262 128V124H258V121H257V124L259 125H257V127L255 126L256 125V123L254 124V122L253 123H251ZM250 124V125H251ZM57 125V124H56ZM73 125H75V124H73ZM134 125V124H133ZM171 125V124H170ZM206 125V124H205ZM210 125V124H209ZM249 125V126H250ZM208 126V125H207ZM214 126V125H213ZM213 126L211 127L212 129H213ZM248 126V125H247ZM246 126V127H247ZM249 126H248V128H249ZM251 126V127H252ZM7 127V128H6ZM59 127V126H58ZM135 127H137V125L135 126ZM259 127V128H258ZM6 128V129H5ZM54 128H56V127H54ZM128 128H129V126H128ZM138 128V127H137ZM131 128H129V130H130ZM136 129V130H135ZM184 129V128H183ZM211 129V130H212ZM52 130V129H51ZM206 130H207V128H206ZM217 130H218V128H217ZM56 131V130H55ZM208 131V130H207ZM224 131H226V130H224ZM246 131H247V133H248V130L246 129ZM249 131H250V129H249ZM264 131V130H263ZM262 130H261V133L263 132ZM16 132V133H15ZM25 132H24V135H26L25 134ZM57 132V131H56ZM57 132V133H58ZM140 132V131H139ZM258 132V131H257ZM1 133V132H0ZM7 133V135H9V133L8 132H6ZM6 133H3L2 132V135H4V136H7L6 135ZM228 133V132H227ZM255 133V132H254ZM38 134V135H37ZM56 134V133H55ZM223 134H224V132H223ZM138 134H136V136H137ZM259 135V134H258ZM10 136V135H9ZM11 136H13L12 135V133H11ZM34 136H39V138L37 139V141H33V140H35L36 138L34 137ZM226 136V135H225ZM14 137H16L15 135H14ZM27 137H24V138H22V140L23 141H25V140H27L26 138ZM218 137V136H217ZM224 137V136H223ZM245 137V136H244ZM264 137V136H263ZM9 138V137H8ZM17 138V137H16ZM16 138H14V139H16ZM18 138H21V137H18ZM34 138V139H33ZM42 140H41V139ZM141 138H142V136H141ZM230 138V137H229ZM247 138V137H246ZM256 138H257V136H256ZM4 139H6V138H4ZM10 139V138H9ZM51 139V140H50ZM222 139V138H221ZM264 139V138H263ZM21 142H16V141H14V142H12V144H14V145H12L11 143H9V145L11 144L12 145V147L13 146H18V143H20V147L22 146V140L21 139H19ZM54 140V139H53ZM54 140V141H55ZM141 140V139H140ZM235 140H236V138H235ZM241 140V139H240ZM239 140V141H240ZM253 140H255V139H253ZM28 141H29V139H28ZM27 141V143L26 142H24V143H26V144H23L24 146H29V142ZM246 141H248V140H246ZM250 141H252V140H250ZM36 142V143H35ZM40 142V143H41ZM145 142V141H144ZM0 143H2V141L0 142ZM140 143V144H139ZM240 143V142H239ZM248 144L249 143H253V141L252 142H247ZM246 143V144H247ZM3 145V147H4V145H7L6 143H2ZM51 144H52V142H51ZM135 144L137 145V144H139L138 146H139V148H140V150H141V152L142 153H144L145 152V154L143 155V156H141V152L139 153V152H136L135 150ZM145 144V143H144ZM253 144H255V143H253ZM9 145H7L8 147H9ZM11 145H10V148H11ZM45 145V144H44ZM52 145V147H54ZM251 144H249V146H250ZM2 146H0L1 148H0V150L1 151H3V149H2ZM18 146V147H19ZM23 146V147H24ZM37 146V149L38 150H41V149H39L38 147V144L36 145ZM42 146V145H41ZM46 146V145H45ZM145 146H146V144H145ZM144 146V147H145ZM255 146V145H254ZM8 147H7V153L5 154V158H6V156H10L9 154H8V152H9V149H8ZM16 147H13V148H15V150H17V148ZM30 147H32V144H30ZM29 147V148H30ZM32 147V148H33ZM144 147H142V148H144ZM147 147V146H146ZM145 147V148H146ZM246 147V146H245ZM256 147V146H255ZM254 147V148H255ZM13 148H11L10 149V152L11 153H13L14 155H11V157H16L17 158V156H15L16 154L14 153V149ZM24 148H26V147H24ZM41 148V147H40ZM42 148L44 149L45 147H43L42 146ZM47 148V149H46ZM44 150H49V148L48 147H46ZM136 148H138V147H136ZM147 148H149V146L147 147ZM247 148H248V145H247ZM250 148V147H249ZM248 148V149H249ZM43 149L41 150V151H43ZM50 149V150H51ZM98 150V152H97V150ZM257 149V148H256ZM14 150V151H13ZM19 150H20V148H19ZM22 150H23V148H21V152H22ZM38 150H36V151H38ZM53 150H51V151H53ZM149 150V149H148ZM147 150V151H148ZM154 150V149H153ZM239 150V149H238ZM237 150V151H238ZM258 150V149H257ZM261 150H264V149H261ZM260 150V151H261ZM20 151L18 152L17 151V153H19L18 155L19 156H21V158L20 159H18V160H20V162H21V160H22V157L23 156H25V155H23L22 156V154H20ZM25 151V150H24ZM28 151H30V150H28ZM28 151H26V153H29ZM155 151V150H154ZM154 151H152V152H154ZM236 151V150H235ZM236 151V155H238L239 154V151L237 152ZM241 151V150H240ZM253 151V150H252ZM255 151V150H254ZM6 152V151H5ZM32 152V151H31ZM35 152V151H34ZM171 152V151H170ZM245 152H247V151H245ZM262 152V151H261ZM37 153H42V152H36L34 155H36ZM46 154H47V152H45ZM238 153V154H237ZM242 153V152H241ZM252 153V152H251ZM256 153V152H255ZM254 153V154H255ZM263 153H264V151H263ZM8 154V155H7ZM165 154V153H164ZM163 154V155H164ZM174 154V153H173ZM234 154V155H235ZM250 154V153H249ZM27 155V154H26ZM31 155V154H30ZM33 155V154H32ZM155 155H157V154H154V156ZM159 155V154H158ZM160 155H162V152L160 153ZM159 155V156H160ZM243 155H246V153L245 154H243ZM253 155V154H252ZM257 155V154H256ZM148 156V155H147ZM153 155H152V157L153 158H155ZM159 156H156V158H158V159H160L159 158ZM167 156V155H166ZM171 156H173L172 154L169 156V160L167 159V161H170L171 160ZM175 156V155H174ZM249 156V155H248ZM250 156H251V154H250ZM10 157V158H11ZM13 157V159L11 158L10 160H7V159H3V160H5L4 162H6V160L8 161V163L10 164L11 162H16V160H15V158ZM43 157V158H42ZM47 157V158H46ZM149 157H151V155H149ZM2 158H4V157H1V159ZM19 158V157H18ZM147 157L145 156V159H146ZM153 158H151L150 160H152ZM193 158V157H192ZM191 158V159H192ZM239 158L241 159V156L239 155ZM238 158V156H237V159H239ZM244 160H245V158L244 157H242ZM247 158V157H246ZM249 158V157H248ZM0 159V160H1ZM127 159H131L132 161H131V165H134V163H135V168L134 167H130V166H128V165H126L127 167H123V166H121L122 164H121V161H125V160H127ZM148 160H149V158H147ZM146 159V160H147ZM162 159V158H161ZM160 159V160H161ZM193 159H195V163H198L199 162V164H200V160L199 161H197L198 159L197 158H193ZM237 159H236V161H237ZM262 159V158H261ZM13 160H15V161H13ZM25 160H28L29 161V158L27 157V158H25ZM32 160L33 161H35L34 159H30V162H32ZM147 160V161H148ZM189 160V159H188ZM188 160H187V162H188ZM23 161V160H22ZM27 161V164L28 163H30V162H28ZM157 161V160H156ZM178 161H180L179 159H178ZM183 161H185V163H186V159L185 160H183ZM182 161V162H183ZM191 161V160H190ZM197 161V162H196ZM253 161L254 160H252V161H250V162H252L253 163ZM258 162H260L259 160H257ZM264 160H261V162H263ZM20 162H16L18 165H27L26 164V162L25 161H23L22 163L23 164H21ZM24 162H25V164H24ZM122 162V163H123ZM132 162H134L133 164H132ZM141 162L142 163H144V165L142 164L141 165ZM163 162V161H162ZM175 163H176V161H174ZM174 162H171V163H174ZM181 162V161H180ZM182 162H181V165H180V167L181 168H183L182 166H184L185 167V165H183L182 164ZM238 162L239 161H237L236 163L238 164ZM249 162V163H250ZM256 162V161H255ZM254 162V163H255ZM1 163V162H0ZM16 163H13V164H16ZM33 163L34 162H32V165H33ZM128 163V162H127ZM139 163V164H138ZM147 163L148 162H146V165H147ZM167 163V162H166ZM178 163V162H177ZM189 163H193L192 164V166L193 165H195L194 164V162H189ZM242 163V162H241ZM244 163V162H243ZM248 163V162H247ZM252 163H250V164H252ZM2 164V163H1ZM0 164V165H1ZM12 164V165H13ZM35 164V165H36ZM39 164V165H40ZM125 164H126V161H125ZM129 164V165H130ZM150 164V163H149ZM160 164H163V163H161L160 162ZM164 164H165V162H164ZM187 164V163H186ZM198 164V165H199ZM201 164H203V162L201 163ZM217 164H219V163H217ZM217 164H216V167H215V171H218V168H220L221 166H223V164L224 163H222V165L219 167L218 166V168H217ZM239 164H240V162H239ZM256 164V163H255ZM252 165V166H250L251 167V169H252V167H253V171L255 172V171H257V172H259L260 170V168L258 169V170H254V169H257V168H255L254 166H256V165ZM261 164V163H260ZM260 164H258L259 165V167H260ZM264 164V163H263ZM11 165V164H10ZM30 164H28V166H29ZM31 165V166H32ZM35 165H33V166H35ZM63 165V166H64ZM86 165V166H85ZM155 165V164H154ZM158 165H159V162H158ZM173 165V164H172ZM174 165H177V164H174ZM188 165V164H187ZM198 165H196V166H194L199 172H200V169L202 168L201 166V168L199 169V166ZM228 165V164H227ZM227 165H225V166H227ZM235 165V164H234ZM243 165V167H244V165H246V163H244V164H242ZM242 165H240L241 167H242ZM257 165V166H258ZM32 166V167H33ZM66 166V165H65ZM78 166H80V167H78ZM153 166V165H152ZM166 166V165H165ZM169 166V165H168ZM177 166H179V164L177 165ZM190 165H188L187 167L188 168H190L189 167ZM191 166V167H192ZM203 167L204 166H206V165H202ZM224 166V167H225ZM236 166V165H235ZM247 166V165H246ZM256 166V167H257ZM3 167V166H2ZM1 166H0V168H2ZM13 167V166H12ZM11 167V168H12ZM49 167V168H48ZM54 167V166H53ZM145 167L147 168L146 170H145ZM149 167V166H148ZM154 167V166H153ZM158 167V166H157ZM159 167H161V166H159ZM158 167V168H159ZM164 167V166H163ZM171 167V166H170ZM206 167H208V165L206 166ZM213 167V168H214ZM238 166H236L235 168H237ZM242 167V168H243ZM250 167H248V169L250 168ZM10 168V170H12ZM22 168V167H21ZM23 168H25V167H23ZM27 168H29V167H27ZM21 169V170H23V171H26V170H28V169ZM36 168H38V167H36ZM63 168V167H62ZM193 168V167H192ZM213 168H212V166H211V171L213 170ZM216 168H217V170H216ZM239 168V167H238ZM246 169H247V167H245ZM262 168V167H261ZM5 169H6V167L4 168V171H5ZM13 169H15V168H13ZM31 169H33V168H31L30 167V171L31 172H33ZM177 169V168H176ZM187 169V168H186ZM185 169V170H186ZM206 171H207V169L206 168H204ZM264 169V168H263ZM9 170V171H10ZM18 169L16 168V171H17ZM21 170H19L20 172H21ZM28 170V171H29ZM51 170H52V168H51ZM53 170H56V168L55 169H53ZM169 170V169H168ZM175 170V169H174ZM184 170V169H183ZM189 170H191V169H189ZM204 170V172H203V170H201L202 172L201 173H204L205 174V171ZM222 170H224L223 169V167H222ZM222 170H221V168H220V170L219 171H221L222 172ZM241 170V168H239V171ZM245 170V169H244ZM243 170V171H244ZM250 170V169H249ZM262 170V169H261ZM8 171V170H7ZM8 171V172H9ZM27 171V172H28ZM30 171H29V174H31L30 173ZM192 171V170H191ZM245 171H248V170H245ZM244 171V173H246ZM18 172V171H17ZM26 172V173H27ZM36 172H38V170H36ZM193 172H192V174H193ZM241 172H242V170H241ZM263 171H260V173H262ZM11 172H9L8 173V177L10 176L9 174H10ZM14 173V171L11 173V174H13ZM16 173V172H15ZM25 173V172H24ZM168 173H169V171H168ZM211 173V172H210ZM210 173H208L209 174V176H210ZM243 173V174H244ZM256 173V172H255ZM259 173V174H260ZM2 174V176H7V174H5L4 173V175H3V173H1ZM23 174V173H22ZM46 174V173H45ZM48 174V173H47ZM199 174V173H198ZM198 174H197V176H198ZM216 174H218V173H216ZM215 174V175H216ZM223 174V173H222ZM222 174L220 175V177H222ZM249 174V173H248ZM264 174V173H263ZM18 175H21L20 173L18 174L17 173V177H19V178H21L20 176H18ZM23 175H25V174H23ZM33 176H35L34 174H32ZM31 175V176H32ZM36 175H38L39 176V174H36ZM41 175H40V177H37V179H39L41 182H43L44 181V178L42 179L41 178ZM162 175V176H161ZM213 175V174H212ZM211 175V176H212ZM226 175H227V173H226ZM239 175H240V173H239ZM246 175V174H245ZM251 175V174H250ZM4 176V178L8 181V178L7 177H5ZM29 176V175H28ZM33 176H32V178H33ZM54 176H56L55 174H54ZM192 176H193V178H192ZM201 177H202V175H200ZM200 176H198L199 178H201ZM206 176V175H205ZM217 176H219V174L217 175ZM229 176V175H228ZM232 176V175H231ZM241 176V179L243 180H245L246 178H244L245 176L244 175H240ZM242 176H243V178H242ZM249 176V175H248ZM253 176H255L254 174H253ZM257 176V175H256ZM260 176V175H259ZM1 177V176H0ZM14 177V176H13ZM13 177H12V181H13ZM36 177H34V178H36ZM46 177V176H45ZM215 176H213L212 178H213V181H215L216 179L217 180H219L220 179V177H215ZM234 177V176H233ZM247 177V176H246ZM258 177V176H257ZM260 177H262V176H260ZM260 177H258V179L260 178ZM10 178H11V176H10ZM15 178V177H14ZM19 178H16V179H18V181H21ZM22 178H24V180L22 179V181H24V183L27 181L26 180V178H30V177H22ZM58 177H56V179H57ZM175 178L176 179H182V180H175ZM205 178V177H204ZM223 178H224V176H223ZM228 178H230V176L229 177H225V184H226V180H228ZM238 177H235L234 179H236V181L238 182V181H240L241 179L239 178V180L237 179ZM251 179H252V177H250ZM249 178V179H250ZM256 177H254V179H255ZM1 179H3V178H1ZM37 179H35L36 181H38ZM42 179V180H41ZM49 179V178H48ZM49 179V180H50ZM206 179V178H205ZM230 179H232V178H230ZM249 179L247 178V180L246 181H244V183L246 182L247 183V181H249ZM251 179H250V181H249V183H247V185H246V183L245 184H243V185H246V186H250V187H255V188H259L258 186L260 185V184H262V183H258V185H256L255 184V182H252L253 181V179H252V181H251ZM50 180V181H51ZM207 180V179H206ZM209 180V179H208ZM222 180V179H221ZM233 180V179H232ZM241 180V181H242ZM10 181V180H9ZM8 181V182H9ZM12 181H10V184L13 186L14 184H12ZM45 181H48V180H45ZM44 181V182H45ZM49 181V182H50ZM203 181V182H202ZM235 181V180H234ZM233 181V182H234ZM240 181V182H241ZM259 181V180H258ZM28 183H29V181H27ZM26 182V183H27ZM34 182V181H33ZM51 182H53V181H51ZM220 182H223L224 183V179L222 180V181H220ZM220 182H219V184L218 185H221L220 184ZM229 182V181H228ZM261 182H263V181H261ZM2 183V182H1ZM19 183H22V182H19ZM112 183H113V185H112ZM165 183V184H166ZM209 183H213L212 181H211V178H210V181H209ZM218 183V182H217ZM236 183V182H235ZM235 183H234V185H235ZM243 183V182H242ZM250 183H251V185H250ZM252 183H254L253 185H252ZM16 184V183H15ZM30 184V183H29ZM35 185H36V183H34ZM40 184V183H39ZM225 184H223L224 186H225ZM237 184H239V183H237ZM249 184V185H248ZM1 185V184H0ZM10 185V186H11ZM19 184H16L15 186H18ZM35 185H34V188H35ZM45 185H47L48 186V184H45ZM57 185V186H58ZM112 185V186H111ZM211 185V184H210ZM212 185H215V184H212ZM217 185V184H216ZM229 186H230V182H229V184H228ZM232 185V184H231ZM233 185V186H234ZM242 185V187H244ZM4 185H2L1 187H3ZM9 188H10V186L9 185H7ZM6 186V184H5V187L6 188H4V189H6V190H8L7 187ZM15 186H13V187H15ZM20 186H23V185H19V188L18 189H20L21 187ZM32 186V185H31ZM47 186H45V187H47ZM59 186V187H60ZM162 186V185H161ZM235 186H237V185H235ZM240 185H238V187H239ZM261 186V185H260ZM262 186H264V182H263V185ZM25 187V186H24ZM42 187V186H41ZM44 187V188H45ZM48 187H52V184H51V186H48ZM105 187H108V190H105L106 188ZM221 187V189H222V185L220 186ZM237 187V188H238ZM34 188L32 189V190H34ZM143 188V189H144ZM159 188V187H158ZM157 188V189H158ZM215 188V187H214ZM218 187H216V189H217ZM224 188V187H223ZM232 188V187H231ZM236 188V187H235ZM235 188H234V190H235ZM248 188V187H247ZM255 188H253V189H255ZM12 189V188H11ZM42 189V188H41ZM49 189V188H48ZM53 189V188H52ZM56 189H57V187L55 188V191H56ZM78 189V188H77ZM91 189V188H90ZM95 189V188H94ZM94 189H91V190H94ZM120 189V188H119ZM148 189V188H147ZM146 189V190H147ZM155 189V188H154ZM220 189V192L222 191ZM245 190H246V187L244 188ZM0 190H1V188H0ZM16 192H17V189H14ZM13 190V191H14ZM26 190L29 192V193H31L32 194V190L31 191H29L27 188H26ZM24 191V192H26L27 193V191ZM37 190V188L34 190V192L33 193H35V191ZM39 190L40 189H38L37 190V192L35 193L36 195L37 194H39L38 192H39ZM45 190H46V188H45ZM50 190H51V188H50ZM60 191V189H57V191ZM99 190V194H100V192H101V194H103L102 193V191H100ZM110 190H111V192H110ZM156 190V189H155ZM162 190H164V189H162ZM161 190V191H162ZM165 190L163 191V192H165ZM219 190V189H218ZM217 190V191H218ZM225 190H227V188L225 189ZM229 190V189H228ZM227 190V191H228ZM260 190H262V189H260ZM260 190H259V192H260ZM9 191H12V190H9ZM12 191V192H13ZM56 191V192H57ZM62 191V190H61ZM108 191H109V193H108ZM142 191V190H141ZM144 191V190H143ZM142 191V192H143ZM224 191V190H223ZM222 191V192H223ZM226 191V192H227ZM231 191V190H230ZM238 191H240V190H238L237 189V192ZM248 191V190H247ZM2 192H5V190L4 191H2ZM6 192H8V191H6ZM19 192V191H18ZM44 192V191H43ZM55 192V193H56ZM77 192V191H76ZM88 192H91V191H88ZM88 192H86V191H80V192H78V193H85V194H83L82 195V202H81V200L79 201L78 200V202H80V204H74V206H72L71 207V209H69V205H70V203L69 204H67L69 207H66V206H63V208L61 209L62 210V213H64L65 214V216L67 215V218H70V220H68V224H70V226L72 227V225H73V227H74V224H82V222L85 220H81L80 219V216H82L81 215V213H80V215H79V213H78V209L80 208V209H83L84 210V208L86 209V210H88V207H89V209H90V206L93 204L95 207H97L96 208V211L97 212H99V215L98 214H96V211H92L91 209V211H92V213L93 212H95V214L93 213V215L89 212L88 214L89 215H92V216H90V218L91 217H96V218H100L101 219V221H103L104 220V218L106 217H108L109 218V216H110V214H112L111 212L109 213V211L107 212L105 209H107V206H109L108 204H105V205H103L104 203H102V202H100V200H99V198H100V196H99V198H97V196H94L95 194L93 193V192H91V195L93 196H90L89 194L87 195L86 193H88ZM95 192H96V190H95ZM120 192V191H119ZM219 192V193H220ZM225 192V193H226ZM241 192V195L242 194H246V196H248V195H255L256 197H257V194H256V191H249V192H246V193H244L243 191H240ZM255 192V193H254ZM257 192H258V190H257ZM258 192V193H259ZM9 194H10V192H8ZM42 193V192H41ZM40 193V194H41ZM45 193V192H44ZM54 193V194H55ZM60 193V192H59ZM63 193V192H62ZM74 193V192H73ZM78 193H76V194H78ZM110 193L112 194V196L110 195ZM231 193V192H230ZM235 193V192H234ZM239 193V192H238ZM261 193V192H260ZM262 193L264 194V191H262ZM261 193V194H262ZM6 194V193H5ZM15 194V193H14ZM13 194V195H14ZM19 194H21V192L19 193ZM24 194V193H23ZM30 194V195H31ZM96 194H97V192H96ZM99 194H97V195H99ZM119 194V193H118ZM129 194V193H128ZM159 194H161V195H163V197L161 196V195H159ZM221 194V193H220ZM219 194V195H220ZM229 194V193H228ZM231 194H233V193H231ZM4 195V194H3ZM22 195V194H21ZM42 195H43V193H42ZM50 195H53V194H51L50 193ZM50 195L48 194L47 196H48V198H49V200H51L50 199ZM64 195H66L65 194V192H64ZM64 195H62V196H64ZM75 195V194H74ZM81 195V194H80ZM240 195V196H241ZM0 196L1 197H4V196H2L1 194H0ZM12 196V195H11ZM10 196V197H11ZM15 196V195H14ZM32 196V197H31ZM31 196H27V195H22L21 197H20V195L18 196L19 198H22V197H24V198H22V199H25V198H31L30 200H31V202H32V198H36V196L34 197L33 195H31ZM47 196H42V199H43V202H48V201H46V197ZM54 196V195H53ZM53 196H51V198L53 197ZM58 196H60L59 194H58ZM57 196V198L59 199V197ZM79 196V195H78ZM102 196V195H101ZM120 196V195H119ZM236 196V195H235ZM235 196L234 197H230V196H228V197H230L231 199H236V198H240L239 196H236V198H235ZM259 196H260V194H259ZM262 196V195H261ZM7 196H5V198H6ZM10 197H9V201L8 202H11V200H10ZM40 197V196H39ZM65 197H68L67 195L66 196H64V198ZM69 197H71V195L69 196ZM72 197H74V199H79V197H75V196H72ZM122 198V201L124 200L123 198V196H121ZM136 197V198H135ZM11 198H13V197H11ZM17 198V195H16V197L14 198L16 201L18 200V199H16ZM27 198V199H28ZM38 198V197H37ZM56 198V197H55ZM55 198H53V199H55ZM61 198V197H60ZM102 198V197H101ZM102 198V199H103ZM108 198V199H107ZM225 198V197H224ZM230 198H229V201H228V199H226L225 198V200H227L228 201V203L227 204H229V203H232V201L230 202ZM2 200H3V198H1ZM8 199V198H7ZM58 199H57V201H58ZM62 199V198H61ZM67 199V198H66ZM111 199V198H110ZM109 199V200H110ZM113 199V198H112ZM114 199H116V198H114ZM136 199V200H135ZM260 199H261V203H258L259 204V206L261 207V206H264V195H263V198L262 197H260ZM15 200H12V201H15ZM19 200H21V199H19ZM18 200V201H19ZM33 200H35V199H33ZM71 200V199H70ZM70 200L69 201H67V203L68 202H70ZM118 200V199H117ZM238 200H240L239 201V203L237 204V205H235L234 206V208L236 209V210H238V212L239 211H243V212H246V214L248 213H253V212H255V210L257 209V206H255V205H257L256 203H255V205L254 204H246V202L247 201H244V200H242V199H238ZM242 200V201H241ZM1 201V200H0ZM4 201H6V199L5 200H3V203L4 204H6V203H8V202H4ZM26 201H28V200H26ZM39 201V200H38ZM40 201L42 202V200L40 199ZM72 201H74V200H72ZM72 201H71V203H72ZM115 201V200H114ZM114 201L112 200V202H113V206H114V208L116 209V205H114ZM195 201V200H194ZM222 201V202H221ZM23 202V201H22ZM29 202V201H28ZM36 202V201H35ZM41 202H39V203H41ZM42 202V203H43ZM50 202V201H49ZM53 202H54V200H53ZM56 202V201H55ZM60 202V201H59ZM61 202H63L64 203V200H62ZM77 202V201H76ZM111 202V203H112ZM126 202H124L125 203V205H122V206H126V208H128V206L129 205H126ZM134 202H132V203H134ZM187 202V201H186ZM198 202V201H197ZM214 202V201H213ZM243 202H245V203H243ZM12 203V202H11ZM14 203V202H13ZM20 203V202H19ZM26 203V202H25ZM25 203H24V205L23 206H25ZM33 203V202H32ZM41 203V204H42ZM50 203H52V202H50ZM62 203V204H63ZM115 203H116V201H115ZM121 203H123V202H121ZM123 203V204H124ZM137 203V204H138ZM179 203V202H178ZM177 203V204H178ZM199 203V202H198ZM209 203V202H208ZM211 203V202H210ZM217 203V204H218ZM248 203H250V202H248ZM252 203V202H251ZM9 204V203H8ZM41 204H39V205H41ZM53 204V203H52ZM58 204V203H57ZM61 204V203H60ZM60 204H58V206L60 207L61 205ZM135 205V204H133V205H135V206H140V205ZM166 204V205H167ZM180 204V203H179ZM204 204H206L207 206L205 207H199L198 208V205H196V207L197 208H195V205H194V208L193 209H191L192 208V206H189L188 208H190V210H188L187 211V207L185 208V212H183V211H181L182 209L181 208H179V207H174L175 209H177V208H179V210L177 209V211H178V213L179 214H183V215H185L186 217H188V218H190V219H192L193 220V222L195 221V222H201V221H207V220H209L211 217L213 218H216V217H218V215H217V213L213 210V206H214V204H212L213 206V208L211 207V206H208V204L207 203H204ZM226 204V205H227ZM16 205V204H15ZM38 205V204H37ZM44 205V204H43ZM46 205V206H45ZM45 205L43 206V208L42 207H38V206H35V204H34V206L35 207H37L38 209H37V211H43V210H39V209H44L45 207H47L48 206V204H46L45 203ZM72 205V204H71ZM112 204H110V207L108 208L109 210H114V209H112L113 208V206H111ZM130 205H131V203H130ZM201 205V204H200ZM199 205V206H200ZM211 205V204H210ZM219 205V204H218ZM232 206H228V207H233V204H231ZM5 206V205H4ZM4 206H2L1 205V203H0V207H4ZM8 206V205H7ZM7 206H5V207H7ZM10 206H11V204H10ZM26 206H30V204L28 203V205H26ZM53 206V205H52ZM52 206H50V208L52 207ZM132 206V205H131ZM167 206V207H168ZM186 206V205H185ZM215 206H216V204H215ZM227 206H225V207H227ZM31 207H33L32 205H31ZM29 208V209H27L28 207H23L24 208V210L27 212H31V211H29V210H31V209H33V208H35V207H33V208ZM62 207V206H61ZM77 207H79V208H77ZM93 207V206H92ZM134 207V206H133ZM166 207V208H167ZM212 209H211V208ZM228 207H227V209H228ZM9 208V207H8ZM10 208H13L14 209V207L12 206V207H10ZM18 208V207H17ZM17 208L15 209V210H12V211H9V209H5V208H2V209H4V210H2V211H4L3 213H7L6 214V216L8 217V216H13L14 214L12 213V214H10L11 212H13V211H17ZM21 208H22V206H21ZM23 208H22V210L20 209V210H18V211H23L24 212V210H23ZM54 208H55V206H54ZM94 208V207H93ZM125 208V207H124ZM163 208V207H162ZM165 208V209H166ZM221 208V207H220ZM262 208V207H261ZM260 208V209H261ZM1 209V208H0ZM46 210L48 209L49 210V206H48V208H45ZM45 209H44V211H45ZM57 209V208H56ZM59 209V208H58ZM98 209V210H97ZM103 209L106 211L105 213H106V215H105V213H104V211H103ZM118 209L119 208H117V211H118ZM121 209V208H120ZM130 209H131V207H130ZM134 209V208H133ZM139 209V208H138ZM138 209L136 210V211H138ZM142 209V210H143ZM168 210L170 209V208H167ZM172 209V208H171ZM181 209V210H180ZM184 209V208H183ZM214 209H216V210H218L219 208H214ZM225 209V208H224ZM223 209V210H224ZM227 209H225L224 210V212L226 213V214H229V212H227ZM5 210H7V212H5ZM35 210H36V208L34 209V210H32L33 212H35ZM47 210V211H48ZM78 210V211H77ZM95 210V209H94ZM140 210V209H139ZM145 210V209H144ZM222 211V209H219L218 210V212L219 211ZM229 210H232L231 208L229 209ZM234 210V209H233ZM232 210V211H233ZM236 210H234V213L235 212H237ZM259 210V209H258ZM262 210V209H261ZM261 210H259V211H261ZM10 213H9V212ZM17 211V212H18ZM53 211V210H52ZM120 211V210H119ZM121 211H122V209H121ZM120 211V212H121ZM136 212L135 210H132V212ZM173 211V213H175V211L174 210H171V212ZM187 211V212H186ZM220 211V212H221ZM259 211H257V212H259ZM1 212V211H0ZM28 212H27V214H28ZM32 212V213H33ZM77 212V213H76ZM81 212V211H80ZM119 212V213H120ZM127 212V211H126ZM125 212V214L123 215V217H122V215H120V218H119V221L118 220H116V219H118L117 217H115V221H117V223L118 222H120V219H121V217L124 219L125 217V215L127 214L128 215V213H126ZM131 212V211H130ZM134 212L132 213L133 215L132 216H135L134 215ZM141 212V211H140ZM145 212L146 213H148L147 212V209L145 210ZM150 212V211H149ZM162 212V211H161ZM164 212V211H163ZM9 213V214H8ZM40 213V212H39ZM53 213H55V214H57V213H60V211L59 212H55V211H53ZM61 213V214H62ZM101 213V214H100ZM104 213V214H103ZM113 213H115V212H113ZM151 213V212H150ZM153 213V212H152ZM165 213L167 214V212L165 211ZM165 213H163V214H165ZM223 213V212H222ZM224 213V214H225ZM260 213V212H259ZM18 214L20 215V213L18 212ZM21 214H23V213H21ZM24 214H26L25 212H24ZM42 215L44 214V213H41ZM47 214V213H46ZM78 214V215H77ZM88 214H84L86 217H84V218H86L87 219V217H88ZM109 214V215H108ZM123 214V213H122ZM138 214V213H137ZM144 214V213H143ZM155 214V213H154ZM165 214V215H166ZM168 214H170L169 212H168ZM176 214H177V212H176ZM179 214H177V216L176 215H174V216H176L177 218H178V220L179 221H177V220H175L177 223H175V224H179V222H180V220H182L181 222L183 223L186 219H185V217L184 216H181L180 215V217H182V218H180L179 217ZM245 214V213H244ZM30 215V214H29ZM36 215H38V214H36ZM45 215V214H44ZM51 215V214H50ZM50 215H48V218H49V216ZM52 215H54V214H52ZM58 215V214H57ZM83 215V216H84ZM100 216V217H98V216ZM115 216H116V214H114ZM113 215V216H114ZM142 215V214H141ZM140 215V216H141ZM153 215V214H152ZM158 215V219H159V223H160V225L159 226H161V225H163V231H164V229L166 228V227H168L169 226V222H167V220H166V223L165 222H163V221H165L163 218L165 217L166 218V216H170V215H164V217H163V215H161L163 218H159L160 216V213H156V215L154 216V217H156ZM172 215V216H173ZM220 215H222V214H220ZM230 215H232L231 213H230ZM6 216H2L1 218H3L4 219V217L6 218V219H8ZM11 216V217H12ZM46 216V215H45ZM61 216H63V215H60V217ZM65 216H63V217H65ZM82 216V217H83ZM143 216V215H142ZM141 216V217H142ZM145 216H147V215H145ZM150 216V215H149ZM149 216H147L146 218H147V220L148 219H150V218H148ZM172 216H170V220H172L173 221V219H172ZM173 216V217H174ZM226 216V215H225ZM228 216V215H227ZM234 216V215H233ZM236 216H238V215H236ZM235 216V217H236ZM240 216V215H239ZM11 217H9V220H11ZM14 217V216H13ZM13 217H12V221H13ZM19 217H21V216H19ZM29 217V216H28ZM36 218V217H39L38 219H41L40 217L41 216H32L31 217V221L33 220V218ZM53 217H54V219H53ZM53 217H51L50 216V218H52V220H57V219H55V216H53ZM60 217H57L58 219H60ZM63 217H61V219L63 220ZM127 217V216H126ZM128 217H130V216H128ZM137 217V218H136ZM139 217V214L137 215V216H135L133 219H135L136 218V220L138 221V219L140 218H138ZM150 217H152V216H150ZM154 217H152V218H154ZM176 217H174V218H176ZM222 217V216H221ZM220 217V218H221ZM261 217V216H260ZM14 218H16V214H15V217ZM47 218V217H46ZM45 218V219H46ZM47 218V219H48ZM73 218V219H72ZM88 218V220L86 221V223L87 222H91L90 220H92L93 221V218ZM146 218L144 217L142 220H146ZM152 218L150 219V220H152ZM176 218V219H177ZM180 218V219H179ZM185 220H184V219ZM214 218H213V220H214ZM220 218H216V222H218V220L220 219ZM228 218V217H227ZM230 218V217H229ZM233 218V217H232ZM238 218V217H237ZM252 218V217H251ZM3 219L0 221V222H2L3 221ZM5 219V220H6ZM45 219H43V221L45 220ZM47 219H46V221H45V223L47 222ZM98 219H94V222L96 221V220H98ZM110 219H112V218H109V220ZM126 220H129V218H125ZM132 219V218H131ZM130 219V220H131ZM157 219V218H156ZM156 219H154L152 222H154V223H157V221L155 222V220ZM160 219H161V221H160ZM163 219V220H162ZM168 219V220H169ZM235 219V218H234ZM25 220H29V222H30V219H25ZM25 220H24V222H25ZM36 220V219H35ZM51 220V221H52ZM65 220V219H64ZM72 220V221H71ZM108 220V219H107ZM108 220V221H109ZM113 220V221H114ZM129 220V222H130V224H129V222H128V227L130 226V225H133V223L134 224H143V226H139V227H141L140 229L142 230H140V232H139V234L137 233V232H135V231H138V229H137V227L135 226V228H134V230H132L133 228H132V226H130L131 227V231H133L132 232V234L135 232V234H138V235H140L141 233H143V232H147L148 230H146L147 228H150L152 225L153 226H156L157 224H149L150 225V227L148 226V224H145V222H147V221H145L144 223H135V221H133V223L131 222ZM169 220V221H170ZM184 220V221H183ZM188 220V219H187ZM192 220H190V222L191 223H193L192 222ZM221 220H222V218H221ZM221 220H219V221H221ZM235 220H238L239 221V218L238 219H235ZM234 220V221H235ZM251 220V222L250 223H246L245 224V222H243V224L242 225H239V223H237L238 224V226H240V227H238L237 226V230H238V234H241V235H243V237H248V239L251 237V238H253V236H255V237H262V236H264V215L262 216V218H260L259 220H254V221H252V219H250ZM7 221V220H6ZM11 221V222H12ZM16 221H18V220H16ZM37 221V220H36ZM58 221V220H57ZM56 221V222H57ZM106 220H104L103 222H105ZM174 221V222H175ZM189 221V220H188ZM210 221H211V219H210ZM223 221H225L226 222V220L225 219H223ZM230 221V220H229ZM241 221V220H240ZM249 221V220H248ZM23 222V223H24ZM27 222V221H26ZM41 222V221H40ZM48 222H49V219H48ZM59 222V221H58ZM57 222V231L56 232H59V234L58 235H60V232H61V234H62V230L64 229L67 233H68V235H70V236H72V235H74V236H72V237H75V235H77L78 233H79V231L81 230L80 228H79V231H77V232H75L74 231V229L73 228H70V229H73L72 231H70L68 228H67V226L65 227L64 226V223L66 222V220H65V222L64 223H62V221L60 220V225H58L59 223ZM70 222V223H69ZM85 222V221H84ZM107 222V221H106ZM111 223H110V225L108 226V227H110L111 226V224H112V221H110ZM122 222H124L123 220H122ZM127 222V221H126ZM150 222V221H149ZM149 222H147V223H149ZM180 222V223H181ZM194 222V225L196 224ZM222 222V221H221ZM221 222H219V223H221ZM225 222L223 223V225L225 224ZM233 222V221H232ZM2 223H4V221L2 222ZM14 223H17V222H14ZM22 223V224H23ZM32 223V222H31ZM63 225H62V224ZM98 224L100 223H102V222H97ZM96 222H95V225L97 224ZM109 222H107V224H108ZM116 223V222H115ZM125 223V222H124ZM158 223V224H159ZM161 223H163V224H161ZM186 223H187V221H186ZM191 223H188L189 224V226L191 225ZM206 223H208V222H206ZM213 223V222H212ZM241 223V222H240ZM1 224V223H0ZM25 224V223H24ZM42 224V223H41ZM40 224V226H39V228H42L43 229V226L45 227V225L43 224V226ZM49 224H50V222H49ZM53 224V221H52V223L50 224V225H52ZM91 224H94V223H91ZM100 224H99V226H100ZM103 224V223H102ZM114 224V223H113ZM113 224H112V226H113ZM119 224H121V225H123V223H119ZM118 224V225H119ZM145 224V225H144ZM165 224H167L166 225V227H165ZM171 224V223H170ZM203 224V223H202ZM214 224V223H213ZM216 224V223H215ZM222 224V223H221ZM245 224V225H244ZM13 225V226H12ZM14 225H16V224H11V228L10 229H12V228H14L15 226ZM31 225V224H30ZM38 225H39V223H38ZM50 225H49V228H47V230H49L50 229ZM53 225H55V224H53ZM83 225V224H82ZM105 225V224H104ZM118 225L116 226H111L112 228H115L116 227V229H113L112 230V232L114 231V230H117V232H119V230H120V228L119 229H117L118 228ZM121 225H119L120 227H121ZM126 225V224H125ZM181 225V224H180ZM193 224L191 225V226H194ZM218 225V224H217ZM226 225H228L227 223H226ZM244 225V226H243ZM17 227H18V224L16 225ZM21 225H19V227H20ZM37 226V225H36ZM35 225H34V227H35V229L36 228H38V227H36ZM42 226V227H41ZM69 226V227H70ZM88 226V225H87ZM99 226H97L96 225V227H99ZM144 226H146V228L144 227ZM152 226V227H153ZM172 226V225H171ZM174 226V225H173ZM183 226H184V224H183ZM188 226V225H187ZM188 226V227H189ZM200 226V225H199ZM236 226V225H235ZM1 227H4L3 225H1ZM18 227V228H19ZM29 227H31V229L33 228L34 229V227H32V226H29ZM76 227V226H75ZM79 227V226H78ZM83 227H84V225H83ZM89 227V226H88ZM103 227L104 226H102V228L101 227H99L100 229H98V230H100L101 232L103 231ZM107 229H108V227L107 226H105ZM126 227V226H125ZM125 227L123 226L122 228L123 229H125ZM128 227H126V228H128ZM129 227V228H130ZM138 227V228H139ZM143 227L145 228V229H143ZM184 227H186V225L184 226ZM188 227L187 228H183L182 227V229H184V230H188ZM207 228H209V229H211L210 227L211 226H206ZM229 227V226H228ZM5 228H7V227H5ZM5 228H2V229H4L5 230ZM21 228V227H20ZM90 228H93V227H91L90 226ZM200 228V227H199ZM202 228H205V226L203 227L202 226ZM202 228L200 229V230H197L196 232H195V234L194 235H197V233H199L200 234V231L202 230ZM206 228V232H205V234L208 232V230L209 229H207ZM212 228H216L215 226L213 227L212 226ZM221 228H224V227H221ZM221 228H220V230H221ZM230 228V227H229ZM232 228V227H231ZM239 228V229H238ZM25 229L26 230H28L26 227H25ZM31 229H29V230H31ZM54 230H55V227L53 228ZM75 229H77V228H75ZM83 229H85V228H83ZM82 229V230H83ZM97 229V228H96ZM106 229V231L104 230L103 231V233H102V236H100V234H99V231L97 232L99 235V238L101 237V238H105L104 236H106V234L107 233H109L108 231H111V230H107ZM154 229V228H153ZM169 229V228H168ZM182 229H178L177 228V230H180V231H182ZM192 230V228H189V230ZM195 229H197V228H195ZM217 229H218V226H217ZM225 229V228H224ZM223 229V230H224ZM234 229H235V227H234ZM4 230L2 231V232H4ZM8 230V229H7ZM6 230V231H7ZM23 231H24V229H22ZM28 230V231H29ZM51 230V229H50ZM92 230H94V229H91V230H89V231H91V232H93ZM127 230H129V229H127ZM145 230V231H144ZM158 230H159V228H158ZM167 230V229H166ZM165 230V231H166ZM175 230V229H174ZM176 230V231H177ZM183 230V231H184ZM189 230L187 231V232H183L182 231V235L185 237V235L187 234V233H190L189 232ZM219 230V231H220ZM223 230H221V231H223ZM236 230V231H237ZM5 231V232H6ZM10 231H12V232H10ZM18 232H20L19 230H17ZM22 231V233H25V232H23ZM34 231V230H33ZM36 231V230H35ZM40 232H38V233H41V231L42 230H39ZM123 231V230H122ZM121 231V232H122ZM126 231V230H125ZM154 231H156V230H154ZM164 231V232H165ZM173 231V230H172ZM175 231V232H176ZM195 231V230H194ZM209 231H212V230H209ZM218 231V230H217ZM225 232H226V229L224 230ZM1 230H0V235H1ZM4 232V233H5ZM9 232H10V235H9ZM46 232L47 231H45L44 233H45V235H46ZM51 232V231H50ZM56 232H54L55 234H57ZM82 233H83V231H81ZM85 232H88V231H85ZM90 232V234H93V233H95V232H93V233H91ZM106 232V233H105ZM112 232H110V233H112ZM115 232V231H114ZM129 232V231H128ZM127 232V233H128ZM151 232V231H150ZM156 232H158V231H156ZM155 232V233H156ZM162 232V231H161ZM178 233H179V231H177ZM176 232V233H177ZM213 232H215L214 230H213ZM213 232H208V233H210L209 234V236L213 233ZM234 232V231H233ZM4 233H3V235H1V237L2 236H4ZM7 235H5V236H7L6 238H5V236H4V238L5 239H7V238H9V239H11L12 237H13V235L12 234H15L14 233V230H8L7 232ZM5 233V234H6ZM12 233V234H11ZM21 233V232H20ZM20 233H19V235H20ZM21 233V234H22ZM27 233V232H26ZM37 232L35 233V232H33V234L32 235H34V234H38ZM49 233V232H48ZM82 233H79V236H83V235H80V234H82ZM108 234V235H112V234ZM124 233V232H123ZM131 233V232H130ZM145 233H143V234H145ZM154 233V232H153ZM152 233V234H153ZM170 232H168L167 234H168V236L170 235L171 236V234L172 233H174V232H172L171 234H169ZM183 233H186V234H183ZM203 233H204V231H203ZM202 233V234H203ZM224 233V232H223ZM235 233H237V232H235ZM234 233V234H235ZM28 235H29V233H27ZM27 234L26 235H24V236H26V237H21L22 238V240L24 241V239H28V237H27ZM31 234V233H30ZM63 234H65V233H63ZM84 234V233H83ZM115 234V233H114ZM117 235V238H118V234L119 233H116ZM130 235L129 237H130V239H128V237H126V238H124L125 237V235H127V234H124V236L123 235H120V236H123V237H120V240H121V238L123 239H125V240H123V242H125V241H127L126 239H128V240H130V242H131V238H132V240L133 239H135V238H133L134 236H136V237H138V235ZM149 234H151V233H149ZM157 234V236L156 237H150L149 236V238H150V240L151 241H148V242H152L151 244L150 243H147V244H150L151 246H152V244H155L156 242H154L153 240L155 239L157 242H158V240L157 239H159V235H158V233H156ZM199 234H198V236H199ZM215 236H216V234H217V232H216V234L215 233H213ZM225 234V233H224ZM16 235V234H15ZM14 235V236H15ZM39 235V234H38ZM43 236H45L44 234H42ZM51 235V234H50ZM53 235V234H52ZM89 235V234H88ZM88 235H84L83 237H86V236H88ZM142 235V234H141ZM146 235H148V234H146ZM160 235H162L161 233H160ZM166 235V234H165ZM177 236H178V234H176ZM207 235V234H206ZM226 235V234H225ZM227 235H230V236H232V234H228V232H227ZM18 236V235H17ZM23 236V235H22ZM36 236V235H35ZM40 236V235H39ZM69 236V237H70ZM92 236V235H91ZM95 236H96V234H95ZM95 236H93V237H95ZM128 236V235H127ZM154 236V235H153ZM163 236V235H162ZM161 236V237H162ZM170 236L168 237V240H169V238H170ZM173 236V239H174V234L172 235ZM181 236V235H180ZM183 236H181V237H183ZM188 236V235H187ZM186 236V237H187ZM191 235L189 234V237H190ZM201 236V238H203V236L202 235H200ZM212 236V235H211ZM215 236H212V237H215ZM217 236H222V235H220V234H217ZM216 236V237H217ZM30 237H32L31 235H30ZM53 237V236H52ZM55 237H57V236H54L53 237V239L55 238ZM62 237H63V235H62ZM71 237V238H72ZM108 239L110 238L109 236H106ZM113 239H114V237H113V235L111 236ZM140 237V236H139ZM142 238H140L141 239V241L143 240V241H147V240H145L144 238H143V236H141ZM144 237H146L145 235H144ZM158 237V238H157ZM179 237V236H178ZM195 237L196 236H194V240H193V236H191L190 238L192 239V240H190V238H189V240L192 242L193 241V243H194V241H196L195 240ZM3 238V239H4ZM14 238V237H13ZM18 239H19V237H17ZM16 238V239H17ZM39 237H37V239H38ZM90 238V237H89ZM96 238V242H97V239L99 240V238H97V237H95ZM94 238V239H95ZM107 238H105V240L107 239ZM116 238V237H115ZM151 238H153V240L151 239ZM166 238H167V235H166ZM166 238H164V239H166ZM172 238V237H171ZM170 238V240L169 241H171V240H173V239H171ZM197 238V237H196ZM205 238V237H204ZM203 238V239H204ZM220 238H222V237H220ZM223 238H225V237H223ZM223 238H222V240H220V242L221 241H223V243H224V240H223ZM227 238H228V236H227ZM230 238H231V240L233 239L232 237H229L228 238V240H230ZM236 238V237H235ZM262 238H264V237H262ZM2 239V240H3ZM33 240L35 239V243H38L37 242V240H36V237H33L32 238ZM32 239H31V241L30 240H26V241H30V243L31 244H33L34 242L32 241ZM41 239H42V237H41ZM48 239V238H47ZM46 238L45 239H42L43 240V242L45 241V240H47ZM49 239H52V238H49ZM60 239H62V238H58L57 237V239L55 238V241H53V240H49L50 241V243H54V242H56V241H59ZM64 239V238H63ZM74 239V238H73ZM91 239H92V237H91ZM91 239H88V240H91ZM119 239V238H118ZM117 239V240H118ZM163 239V238H162ZM198 239V238H197ZM207 239V238H206ZM210 239V241H212V239L211 238H209ZM219 239V238H218ZM226 239V238H225ZM240 239H243V238H240ZM248 239H246V240H248ZM261 239V238H260ZM1 240V241H2ZM8 240V239H7ZM19 240H21V239H19ZM19 240H18V242H17V240H15L16 242H17V244H18V246L20 247V245L22 246V247H20V248H24V247H26L27 245H31V244H26L25 242L26 241H24V242H22V240H21V242H19ZM65 240V239H64ZM75 240V239H74ZM83 240H85V239H83ZM82 240V241H83ZM109 240H111V239H109ZM108 240V241H109ZM136 241L137 240H139V238H136L135 239ZM160 240V239H159ZM167 239H166V241H168ZM176 242H177V240H179V238L176 240V236H175V239H174ZM174 240H173V243L175 244V242H174ZM185 240V239H184ZM188 240V241H189ZM230 240V241H231ZM235 240V239H234ZM257 240V239H256ZM259 240V239H258ZM264 240V239H263ZM5 241V240H4ZM15 241H14V246H15ZM49 241H48V243H45V244H50L49 243ZM60 241H62L63 242V240H60ZM66 241V240H65ZM69 242H70V240H68ZM79 241H80V238H79ZM87 241V240H86ZM114 241V240H113ZM112 241V242H113ZM122 241V240H121ZM136 241H134L133 243L134 244H138V243H140V242H136ZM161 241V240H160ZM165 241V242H166ZM186 241V240H185ZM202 241V240H201ZM200 241V243L202 244L203 243V241L201 242ZM206 241V240H205ZM215 241H217V240H215ZM225 241H227V239L225 240ZM233 241V240H232ZM236 241V240H235ZM238 241V240H237ZM255 241V240H254ZM9 242V241H8ZM33 242V243H32ZM40 242V241H39ZM96 242H95V240L93 241V243L95 244V246H99L98 244L96 245ZM100 243L102 242V241H99ZM105 243L107 242V241H104ZM128 242V241H127ZM127 242L125 243V244H127ZM136 242V243H135ZM154 242V243H153ZM164 243V241H161V243ZM181 242V241H180ZM183 242V241H182ZM197 243L199 242V241H196ZM212 242H214V241H212ZM240 241H238V243H239ZM248 242V241H247ZM257 242V241H256ZM19 243H24V244H20L19 245ZM71 243V242H70ZM75 243V242H74ZM76 243H78V242H76ZM88 243V242H87ZM92 243V242H91ZM91 243H88L87 245H85V244H83V245H85V246H88V245H90L92 248H93V243H92V245H91ZM103 243V242H102ZM101 243V244H102ZM111 243V242H110ZM109 243V244H110ZM114 243V242H113ZM116 243H118L117 245L118 246H114V248L115 249H117L116 247H119V244H120V247H122V245L124 246V244L123 243H121V242H116ZM116 243H114V244H112L111 243V245H112V247H110V248H108V249H111V248H113V245H115ZM142 243V242H141ZM167 243H170V242H167ZM186 243V242H185ZM211 243V242H210ZM218 243V241L216 242V244ZM226 243V242H225ZM227 243H229L228 245H232L231 244V242H227ZM227 243L226 244H224L225 245V248H227V250H228V248L230 249V247L231 246H227L226 247V245H227ZM233 243V242H232ZM235 243V242H234ZM238 243H235V244H237L238 245ZM261 243H263V242H261ZM9 244V243H8ZM17 244H16V246L15 247H13V245L11 244L10 246H11V248H16L17 247ZM25 244H26V246H25ZM41 244H42V242L40 243V247H41ZM57 244V243H56ZM64 244V243H63ZM78 244H80V242L78 243ZM101 244H100V246H101ZM122 244V245H121ZM186 244H188V242L186 243ZM206 242H205V246H206ZM220 243H218L217 245H219ZM234 244V245H235ZM6 245V244H5ZM23 245H24V247H23ZM37 246L39 245V243L38 244H36ZM36 245H35V247H36ZM43 245V244H42ZM51 245V244H50ZM49 245V246H50ZM53 246H55V244H52ZM68 245V244H67ZM81 246H79V248L80 247H82V248H80V249H83V246H82V244H80ZM110 245V246H111ZM127 245H129V243L127 244ZM144 244H142V246H141V249H142V247H143V249L146 251V249L144 248V246H143ZM156 245H157V243H156ZM155 245V246H156ZM162 245V244H161ZM160 245V246H161ZM165 245V244H164ZM185 244H183L182 246H184ZM203 245H204V243H203ZM215 245V244H214ZM223 245V246H224ZM253 245L254 246H252V245H250V243L248 244V243H246V242H240V244L237 246L238 247V249H234L235 251H234V254H235V252H236V250H237V252H236V255H237V257L239 258V257H241L240 259L241 260H239V262L240 263H238V261H233V263H238V264H246L247 263V261L245 262V263H243L244 262V260H242L243 258L244 259H248V263H250V264H262V261H263V263H264V260H262L263 259V257H264V245L263 244H259V243H257V246H256V244H254L253 243ZM259 245V246H258ZM28 246V247H29ZM32 246L33 245H31L30 246V248H32ZM45 246V245H44ZM44 246L42 247V248H44ZM52 246V247H53ZM57 246H59V248L60 247H62L63 248V246L64 245H57ZM84 246V247H85ZM90 246H88L89 248H91ZM94 246V247H95ZM109 246V245H108ZM107 246V247H108ZM135 246V247H134ZM133 247H134V251L136 252V250H138V248L136 249V245H134ZM140 246V245H139ZM158 247L159 249H161L162 248V246L161 247ZM166 246V245H165ZM171 246H173V244L171 243L169 246H166V247H169L170 249H172V247ZM188 246V249L191 251V249L189 248V245H187ZM192 246V245H191ZM201 246V245H200ZM199 246V248L201 249L202 247H200ZM256 246V247H255ZM6 247V246H5ZM35 247H33L34 249H35ZM40 247H36V248H40ZM52 247H49L51 250H49L50 252L51 251H53L52 250ZM65 247H66V245H65ZM74 247V246H73ZM87 247V248H88ZM106 247V246H105ZM127 247H129V246H127ZM131 247H132V245H131ZM138 247V246H137ZM145 247H148V250H150L149 248H150V246L149 245H146ZM153 247V246H152ZM174 247H181V246H179V245H177L176 246V244H175V246ZM173 247V248H174ZM197 247H198V245H197ZM197 247H195V245H194V249H196ZM210 247H212V246H210ZM213 247H215V246H213ZM222 247V246H221ZM220 247V248H221ZM7 248V247H6ZM32 248V249H33ZM45 248L47 249L48 247H46L45 246ZM56 248V246L53 248V249H55ZM58 248V249H59ZM61 248V249H62ZM87 248H85V249H87ZM91 248V249H92ZM104 248V247H103ZM103 248H101V249H103ZM112 249V250H114V253H113V251H110L111 253H113V256H117V257H119V258H117L121 263H122V260H121V258L123 259L124 258V255H122V253L120 252V255L117 253V255L115 254L116 252H115V249ZM124 248V247H123ZM123 248L121 249L123 252H125L124 250H123ZM157 247H155V249H156ZM157 248V249H158ZM176 248H174V249H176ZM184 248V250H185V247H183ZM199 248H197V249H199ZM216 248H218L219 249V247H216ZM224 247H223V249H221V251H226V249H225ZM2 249H3V247H2ZM8 249H9V253H10V251H12V249L10 250V248L8 247ZM7 249V250H8ZM27 249V248H26ZM41 249V248H40ZM57 249V248H56ZM61 249L59 250L60 252H61ZM68 249V251H72V250H69V248H67ZM95 249V248H94ZM97 250H99L98 248H96ZM132 249H129V253H130V251H131V253L133 252V250ZM136 249V250H135ZM164 251H166V252H168V254H166L165 256H167V255H171V252H170V250L167 248H162ZM180 248H178V249H176V250H179ZM186 249H187V247H186ZM196 249V250H197ZM204 249H206V247H204ZM211 249V248H210ZM0 250H1V247H0ZM19 251L20 252V250L17 248V249H15V250H13V251ZM22 250V249H21ZM24 250V249H23ZM48 250V249H47ZM65 251H66V249H64ZM74 250H76V248L74 249ZM73 250V251H74ZM106 251H107V249H105ZM118 250V249H117ZM147 250V251H148ZM151 250H152V248H151ZM168 250V251H167ZM193 250V249H192ZM208 249H206V251H207ZM212 250V249H211ZM213 250H216L215 248L213 249ZM233 250V249H232ZM27 251V250H26ZM28 251H29V249H28ZM37 251V250H36ZM39 251H42V250H39ZM44 251V250H43ZM46 251V250H45ZM44 251V252H45ZM72 251V252H73ZM81 250H79V252H80ZM101 251H103V250H101ZM106 251H104V252H106ZM119 251V250H118ZM127 251H128V248L126 249V252H125V259L128 257V256H130V255H128V254H126L127 253ZM155 251H157V250H155ZM155 251H154V253H155ZM164 251H162V253L164 252ZM188 251V250H187ZM186 250L184 251V253L182 252V251H180L181 252V254L183 253V254H185L186 252H187ZM198 251V250H197ZM205 251V250H204ZM210 250H208L207 252H209ZM219 251V250H218ZM229 251V250H228ZM4 255H2V257L0 256V262L1 261H6V259H8V263L10 262L11 263V261H14L17 257H18V255L16 256V253H18V252H14V253H10V254H8L7 253V251H6V249H5V251L3 252V251H1ZM22 252V251H21ZM32 252V251H31ZM33 252H34V250H33ZM32 252V253H33ZM67 252V251H66ZM65 252V253H66ZM92 252V251H91ZM108 252V251H107ZM135 252H134V254H135ZM139 252H141L140 251V247H139ZM139 252H137L136 254L137 255H140L139 254ZM152 252V251H151ZM150 252V253H151ZM158 253L160 252V251H157ZM174 252V251H173ZM227 252V251H226ZM5 253H7V254H5ZM23 253H24V251H23ZM27 253H30V252H27ZM35 253V252H34ZM38 253V252H37ZM37 253H35L36 255H37ZM42 253V252H41ZM53 253V252H52ZM56 253V252H55ZM58 253V252H57ZM94 253V252H93ZM154 253H151V254H154ZM161 253V252H160ZM176 253L177 252H174V253H172V255L173 254H175L176 255ZM188 253V252H187ZM190 253V252H189ZM187 254V257H182L181 256V258H184L183 260H185L186 259V261H188L187 262V264H189V262H190V264H192L193 262H194V264H195V261H189V260H192V259H189L188 258V256L190 255V254ZM192 253V252H191ZM205 253V252H204ZM204 253L202 254V255H204ZM212 253V252H211ZM214 253H216V252H214ZM228 253V252H227ZM259 254V255H261L262 256V259H261V262L259 261V259H258V257H257V255L256 254ZM20 254V253H19ZM26 253H24V255H25ZM38 254H40V253H38ZM51 254V253H50ZM58 254H60V253H58ZM81 254V253H80ZM96 254V253H95ZM101 254V253H100ZM99 254V251H98V255H100ZM103 255H104V253H102ZM106 254V253H105ZM115 254V255H114ZM124 254V253H123ZM133 253L131 254V256L133 257V259H134V255ZM145 255H146V253H144ZM155 254H157V253H155ZM194 254L196 255V253H195V251H194ZM193 253L191 254V256L193 255V256H195ZM22 254H20V256H21ZM27 255V254H26ZM41 256V258H44L45 256H42V254H40ZM48 255V254H47ZM55 255V256H54ZM76 255V254H75ZM74 255V256H75ZM87 255V254H86ZM97 254L96 255H94V256H98ZM103 255L100 257V256H98L100 259L103 257ZM126 255H128L127 257H126ZM134 255V256H133ZM143 253L141 254V256L140 257H142L143 258V256L144 257H146V256H148V253H147V255L145 256V255H143ZM168 256V257H166V259L167 258H169V260H171L172 262L170 263V264H172L173 263V260L172 259H174V255L173 256ZM186 255V254H185ZM185 255H183V256H185ZM199 255V253H197V255H196V257H199L198 256ZM201 255V254H200ZM202 255L200 256V257H202ZM211 255V254H210ZM217 255H219V254H217ZM235 255V256H236ZM16 256V257H15ZM19 256V257H20ZM28 256V255H27ZM37 256H39V255H37ZM50 256V255H49ZM52 256H54L55 258H53ZM57 255L56 254H51V256L50 257H48L49 259L48 260H50L51 262L53 261V259L55 260V259H59V257H56ZM59 256V255H58ZM64 256V255H63ZM76 256H78V255H76ZM83 256H84V258H83ZM82 256V254L81 255H79V261H80V259L81 258H83V260L84 259H87L89 256H85V254ZM164 256V257H165ZM178 256V255H177ZM176 256V257H177ZM212 256V255H211ZM222 256V255H221ZM4 257L6 258V259H4ZM25 256H23V258H24ZM72 257H73V255L72 256H69V257H65V259L66 260H69L70 261V259H71V261L70 262H72ZM112 257V256H111ZM111 257H108V259L110 258V261L111 260H113ZM132 257H128L129 258V260H130V258L132 259ZM140 257H138V259H140ZM175 257V259H177ZM205 257V256H204ZM209 257V256H208ZM223 257V256H222ZM225 257V256H224ZM231 257V256H230ZM12 258H13V260H12ZM15 258V259H14ZM21 258V257H20ZM19 258V259H20ZM34 258H37L38 259V257H34ZM34 258L32 257V255H31V258L30 259H33L34 260ZM64 258V257H63ZM76 258V257H75ZM89 258H91V257H89ZM135 258H137V256L135 257ZM160 258V259H159ZM159 258H157V260L156 261H158V259H159V262H156V261H154V258H152V259H150V260H153V262H155V263H160V261L162 262V260H161V258H162V255L159 257ZM170 258H172V259H170ZM180 258V257H179ZM192 258H194V257H192ZM215 259H216V255H215V257H214ZM227 258H229V257H227ZM234 258V257H233ZM237 258V259H238ZM2 259H4V260H2ZM18 259V260H19ZM29 259V258H28ZM45 259V258H44ZM106 259V258H105ZM104 259V260H105ZM107 259V260H108ZM133 259H132V261H133ZM147 259V258H146ZM156 259V258H155ZM187 259H189V260H187ZM201 259V258H200ZM199 259V260H200ZM205 259V258H204ZM208 259V261H209V259H212V258H207ZM218 259H220V258H218ZM236 259V258H235ZM17 260V261H18ZM20 260H23V259H20ZM20 260L18 261V262H20ZM25 260V259H24ZM36 260V259H35ZM40 259H38V261H39ZM46 260V259H45ZM43 261V262H45V264L47 263H49V262H47V261ZM60 260V259H59ZM88 260V259H87ZM87 260L85 261L84 260V262H87ZM95 261V260H93V258L92 259H90V261ZM96 260H99L98 258L96 259ZM104 260H103V262H104ZM128 260V259H127ZM128 260V261H129ZM143 260H145L144 258H143ZM148 260H149V258H148ZM149 260V261H150ZM165 260V259H164ZM163 260V262L162 263H164V262H166V263H164V264H168L169 263V260L167 259V261L165 260L164 261ZM179 260V259H178ZM181 260L182 259H180L179 261L181 262ZM194 260V259H193ZM197 260V259H196ZM214 260V259H213ZM222 259H220L219 260V263H221L220 261H221ZM30 261V260H29ZM28 260H26L25 262L27 263H30ZM56 261H58V260H56ZM63 261V260H62ZM69 261H67V262H69ZM76 261H77V263H78V257H77V259H74V262H72V264H76ZM101 261V260H100ZM110 261H109V263H110ZM114 261H116V260H114ZM123 261H124V263L126 264V260H124L123 259ZM132 261H130L131 263H132ZM135 261V260H134ZM133 261V262H134ZM137 261V260H136ZM149 261H146L145 260V262H146V264L149 262ZM198 261V260H197ZM204 261V263H206V261L205 260H202V262ZM224 261V260H223ZM222 261V262H223ZM226 261V260H225ZM224 261V262H225ZM228 261V260H227ZM230 261H232V260H229L228 262H223V264H230ZM15 262V261H14ZM25 262H22V263H20V264H25ZM33 261L31 260V263H32ZM37 262V261H36ZM36 262H34V263H36ZM54 262L55 261H53L51 264H54ZM66 262V261H65ZM66 262V263H67ZM96 262H98V261H96ZM117 262V261H116ZM115 262V264H118V263H116ZM138 262V261H137ZM136 262V263H137ZM153 262H151V264L153 263ZM174 262L176 263V261L174 260ZM180 262H179V264H180ZM202 262H201V260H200V264H202ZM214 262H216V260L214 261ZM6 263V262H5ZM27 263V264H28ZM30 263V264H31ZM34 263H32V264H34ZM40 263H42L41 261H40ZM65 263V264H66ZM87 263H89V264H91L90 262H87ZM86 263V264H87ZM106 263L108 264V261H106ZM112 263H114V262H112ZM111 263V264H112ZM120 263V264H121ZM129 263V262H128ZM140 263V262H139ZM138 263V264H139ZM144 263V262H143ZM142 263V260H141V264H143ZM181 263H183V262H181ZM186 263V262H185ZM184 263V264H185ZM198 263V262H197ZM208 263V262H207ZM211 263H213V261L211 260L210 261V263L209 264H211ZM247 263V264H248ZM0 264H3L2 262L0 263ZM14 264V263H13ZM15 264H16V262H15ZM50 264V263H49ZM56 264H57V262H56ZM60 264H62V263H60ZM69 264V263H68ZM79 264H80V262H79ZM81 264H83L82 263V261H81ZM101 264H103V263H101ZM123 264V263H122ZM130 264V263H129ZM135 264V263H134ZM150 264V263H149ZM177 264V263H176ZM218 264V263H217ZM232 264V263H231Z\"/></svg>",
	"mask_w": 264,
	"mask_h": 264
}]
</instances>
